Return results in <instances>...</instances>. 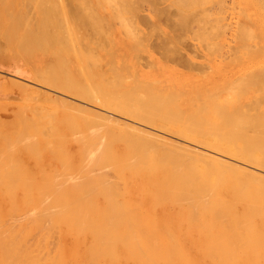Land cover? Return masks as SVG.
Masks as SVG:
<instances>
[{
    "label": "bare ground",
    "instance_id": "1",
    "mask_svg": "<svg viewBox=\"0 0 264 264\" xmlns=\"http://www.w3.org/2000/svg\"><path fill=\"white\" fill-rule=\"evenodd\" d=\"M2 1V0H1ZM3 1H5V0H3ZM3 1L0 3V4H3ZM32 1V0H31ZM34 2H35V0H33ZM40 0H37V2H39ZM44 1V0H43ZM43 1H42V3H43ZM54 1V0H53ZM96 1V0H95ZM99 2H100V5H103V3H108L107 1H111V0H107L106 2L105 1H100V0H98ZM97 1V2H98ZM112 1H115V0H112ZM120 0H118V2H119ZM124 1V0H123ZM128 1V0H127ZM131 1V4L130 3H128V4H130V6H128L129 8L130 7H132V4H133V2H132V0H130ZM134 1V0H133ZM150 1V0H149ZM156 1V3H157V0H155ZM161 2H164V1H162V0H160ZM173 1V0H172ZM177 1V0H176ZM180 1H182V0H180ZM179 1V2H180ZM187 2V1H189V0H184V2ZM193 1L194 0H192V3H193ZM200 1V0H199ZM199 1H196V2H198L199 3ZM203 1V0H202ZM209 1V0H208ZM232 1V0H231ZM248 1H250V0H248ZM253 1V0H252ZM256 1H258V0H256ZM261 0H259V2H260ZM262 1H264V0H262ZM261 1V2H262ZM29 2V1H28ZM34 2H32L33 3V6H34ZM36 2V3H37ZM45 2H50V0L49 1H47V0H45ZM44 2V3H45ZM56 2V1H55ZM76 2V5L78 4L77 3V1H75ZM82 2H84V0L82 1ZM81 2V5H79V7H78V5H77V8H79L78 10H80L81 11V6L83 5V4H85V7H86V3L84 2V3H82ZM89 2V1H88ZM87 2V3H88ZM98 2V3H99ZM135 2H137V1H135ZM151 2V1H150ZM150 2H149V4H150ZM154 1H152V3H153ZM158 2H159V0H158ZM186 2H185V6H187L188 7V5L189 6H191V4H188V5H186ZM207 2V1H206ZM237 2V1H236ZM258 2V3H259ZM260 2V3H261ZM5 3V2H4ZM13 3V2H12ZM19 3V2H18ZM21 3V2H20ZM32 3H30L29 5L31 6L32 5ZM48 3H45V4H48ZM62 3V2H61ZM67 3H68V1H67ZM70 3V2H69ZM92 3V2H91ZM96 3V2H95ZM98 3H96V4H98ZM116 3H117V1H116ZM139 3V1L137 2V4ZM176 3V5H177V3L178 2H175ZM188 3V2H187ZM189 3H191V2H189ZM198 3H196V5H199ZM249 3V2H248ZM257 3V2H256ZM257 3V4H258ZM23 4H24V2H23ZM26 4V3H25ZM24 4V5H25ZM51 4V3H50ZM50 4H48V5H46L45 6V8L46 7H48L49 9H51V11H53L52 10V8L54 9L55 7H52V8H50L49 7V5ZM53 4H54V2H53ZM53 4H52V6H53ZM60 4V3H59ZM63 4V3H62ZM90 4V3H89ZM88 4V5H89ZM96 4H94V5H96ZM113 3H111V4H109L110 6L112 5ZM114 4H115V2H114ZM117 4H121V3H117ZM127 4V5H128ZM136 4V5H137ZM148 4V5H149ZM180 4V3H179ZM195 4V2L192 4V5H194ZM251 4H253V2H251ZM262 4H263V2H262ZM261 4V6H263ZM6 5V4H5ZM12 4H8L7 6L8 7H10ZM14 5H15V3H14ZM14 5L12 6V7H14ZM20 5V4H19ZM24 5H23V7L22 8H24ZM29 5H26V6H29ZM37 5H39L40 6V8H41V5L40 4H38L37 3ZM36 5V6H37ZM55 5H57V7H58V4H56L55 3ZM64 5V4H63ZM70 5H72V6H75V8H74V10L76 9V5L74 4H70ZM122 5H124L123 3H122ZM126 5V4H125ZM139 5H140V3H139ZM153 5V4H152ZM152 5L150 4V6L152 7ZM155 5V4H154ZM221 5L222 4H220V7H221ZM223 5H224V3H223ZM234 5V4H233ZM232 5V6H233ZM237 5V4H236ZM235 5V6H236ZM256 5V4H255ZM2 6V5H1ZM35 6V7H36ZM38 6V7H39ZM44 5L42 4V7H43ZM67 6H69V5H67ZM71 6V7H72ZM90 6H93V3H92V5H90ZM99 6V5H98ZM97 6V7H98ZM109 6V7H110ZM121 6V5H120ZM138 6V5H137ZM149 6V7H150ZM169 6H170V4H169ZM183 6V5H182ZM184 6V7H185ZM217 6V5H216ZM227 6V5H226ZM254 6V5H253ZM258 6V9L257 10H259L260 11V13H257V16H258V19H257V22H264V12L262 11V9L261 8H263V7H261V6H259V5H257ZM257 6H254V9H255V7H257ZM5 7V6H4ZM7 7V8H8ZM12 7H10V8H8V9H10V10H12L11 8ZM21 7V6H20ZM33 8V7H31L33 10L34 9H36V8ZM56 7V8H57ZM66 7V6H65ZM70 7V8H71ZM96 7V6H95ZM107 7H108V4H107ZM113 7V6H112ZM112 7H110L109 9H111L110 11H112L113 9H115L114 7L112 8ZM155 7V6H154ZM153 7V8H154ZM172 7H173V5H172ZM219 7V6H218ZM217 7V8H218ZM219 7V8H220ZM223 7V6H222ZM231 7V6H230ZM234 7V6H233ZM237 7V10H238V7L239 6H236ZM6 8V7H5ZM22 8L20 9L21 11H19V12H22ZM30 8V9H31ZM44 8V7H43ZM43 8H41L42 10H41V12L44 10V11H46L45 9H43ZM59 8V7H58ZM64 8V7H63ZM69 8V7H68ZM84 8V7H83ZM88 8V7H87ZM93 8V7H92ZM103 8V7H102ZM116 8H117V6H116ZM118 8H121V7H118ZM125 8H126V6H125ZM125 8H124V10H125ZM134 8V9H133ZM135 8L137 9V7H135V4H134V7H132V9L130 8V13H132V11L131 10H134V11H136L135 10ZM140 8V6H138V9ZM152 8V9H153ZM159 8V7H158ZM229 8V7H228ZM4 9V8H3ZM16 9H17V7H16ZM25 9V8H24ZM24 9H23V11H24ZM89 9V8H88ZM95 9V8H94ZM104 10H105V8H103ZM123 9V8H122ZM151 9V8H150ZM180 9V8H179ZM206 10H207V8H205ZM209 9H210V7H209ZM212 7H211V11H212ZM222 9V8H221ZM236 9V8H235ZM239 9H240V7H239ZM10 10H8V13L7 14H9L10 15ZM13 10H14V8H13ZM39 11H40V9H38ZM58 10V9H57ZM56 10V13L55 12H52V15L55 13V14H58L57 12L59 11L60 12V10H61V8L57 11ZM63 10H65V9H62V11ZM67 10H69V9H67ZM73 10V12H75ZM77 10V11H78ZM83 10V9H82ZM85 10V9H84ZM90 10V9H89ZM88 10V11H89ZM116 10H118V9H116ZM116 10H114V11H116ZM127 10V9H126ZM126 10H125V13H126ZM141 10V9H140ZM148 10V9H147ZM159 10H161V9H159ZM164 11L166 10L165 8L163 9ZM163 10H161V11H163ZM186 10H188L187 8H186ZM193 10V9H192ZM225 10V9H224ZM234 10V9H233ZM241 10L242 9H240V12H241ZM253 10V9H252ZM7 11V10H6ZM28 11V10H27ZM30 11V10H29ZM51 11H50V13H51ZM55 11V10H54ZM61 11V12H62ZM72 11V10H71ZM70 10H69V13H71V14H69V13H67L68 11H64L63 13L66 15H72L73 13L71 12ZM87 11V9H86V11H85V14H86V12H88ZM103 11V10H102ZM123 11V10H122ZM122 11L120 12V13H122ZM128 11V12H129ZM134 11H133V14H135L134 13ZM156 11H157V9H156ZM163 11V12H164ZM202 11H204V12H202ZM201 12V14H203L204 15V13H205V10H204V8H203V10H202ZM226 11V10H225ZM246 11H248V10H246ZM18 12V14L20 15L21 13H19ZM37 12V11H36ZM47 12V11H46ZM60 12V13H61ZM83 12V11H82ZM91 12H96V10H92V11H89L88 12V14L89 13H91ZM103 12H106V11H103ZM119 12V11H118ZM118 12H113V14H114V17H115V15L116 14H118V15H120V16H122L123 15V13H122V15L120 14V13H118ZM139 12V11H138ZM154 12V11H153ZM166 12V11H165ZM179 12H180V10H179ZM178 12V13H179ZM190 12H194V13H190L192 16H191V18L193 19V21H194V19H195V21L196 20H198V19H196V18H193V14H196L197 13V10L195 11V9H194V11H190ZM200 12V11H199ZM208 12V11H207ZM234 12H236V10L234 11ZM244 12V11H243ZM243 12L241 13L242 15H244L243 14ZM258 12V11H257ZM0 13H1V11H0ZM6 13V12H5ZM23 13V12H22ZM24 13H26V12H24ZM23 13V14H24ZM32 13V12H31ZM40 13V12H39ZM43 13H45V12H43ZM48 14L47 13V15H49V16H52L51 14ZM58 14L59 16L60 15H63V13H61V14ZM77 13V12H76ZM80 13V12H79ZM78 13V14H79ZM152 13V12H151ZM156 13V12H155ZM155 13H152L153 15L155 14ZM167 13H168V15L170 14V12L167 10V12H166V15H167ZM185 13V12H184ZM213 13V12H212ZM223 13H225V12H223ZM237 13V12H236ZM13 14V13H12ZM17 14V15H18ZM23 14H21L22 16H23ZM30 14V13H29ZM77 14V15H78ZM85 14H83L82 15V17L85 15ZM91 14H93V13H91ZM112 14V15H113ZM132 14V15H133ZM137 14V13H136ZM135 14V16H137ZM138 14H140V13H138ZM183 14V13H182ZM199 13H197L196 15H198ZM201 14L199 15V17H201ZM208 14H210V11L208 12ZM218 14V13H217ZM238 14H239V12H238ZM21 15H20V17H21ZM26 15H28V13H26ZM25 14H24V16H26ZM33 15V13L31 14V16ZM38 15V14H37ZM37 15H35V16H37ZM41 15V14H40ZM40 15H39V17H40ZM45 15V14H44ZM74 15H75V13H74ZM74 15L73 16H71L70 18H72V17H74ZM77 15H75V16H77ZM80 15H81V13H80ZM97 16L99 15V14H96ZM111 15V16H112ZM118 15H116V18H117V16ZM160 15H162L161 13H160ZM159 14H157V16H160ZM165 15V13L163 14V16ZM168 15L166 16V17H168ZM189 15V14H188ZM202 15V16H203ZM206 15H207V13H205V15H204V17H202V18H205L206 19ZM14 16V15H13ZM13 16H12V19H13ZM28 16H30V15H28ZM28 16H27V18H28ZM35 16H34V18H35ZM42 16V15H41ZM163 16H161V17H163ZM177 16H178V14H177ZM184 16V15H183ZM182 15H181V17H183ZM187 16V15H186ZM210 16V15H209ZM244 16H246L247 17V15H246V13H245V15ZM248 16H250L251 17V14L248 12ZM0 17H1V14H0ZM39 17H36V18H39ZM53 17H57L56 15H54ZM53 17H51V19L53 18ZM63 17V16H62ZM65 17V16H64ZM64 17L62 18L63 19V22H61L60 24L61 25H63V23H64ZM80 17V16H79ZM82 17H80L81 18V22H82V20H84ZM84 17H86L87 18V15L86 16H84ZM94 17H95V15H94ZM93 17V15H92V18H94ZM100 17H104V14L102 15L101 14V16ZM107 17V16H106ZM105 17V18H106ZM113 17V16H112ZM119 17V16H118ZM123 17H124V15H123ZM127 17V16H126ZM133 17V16H132ZM138 17V16H137ZM147 17V16H146ZM145 17V18H146ZM160 17V18H161ZM195 17H197V16H195ZM211 17H212V15H211ZM245 17V18H246ZM3 18V17H2ZM2 18H0L1 20H2ZM15 18V17H14ZM26 18V19H27ZM35 18V19H36ZM42 19H45L44 21H46L47 20V18H48V16H47V18L46 17H41ZM66 18H68V17H65V19ZM70 18H68V19H70ZM75 18V17H74ZM80 18H78V16H77V19H80ZM91 19V20H93L90 16L88 17V19ZM97 18V21H98V18H99V16L98 17H96ZM109 18H110V16H109ZM120 18V17H119ZM134 18H136V17H134ZM174 18V17H173ZM172 18V19H173ZM175 18L177 19L178 17H176L175 16ZM185 19H186V21H187V19H188V21L186 22L187 24H185V20L182 18V20H183V22H181V23H179L178 21H177V23H178V27H182V29H183V26H187V25H189L188 23H192V21L191 20H189V18H190V15H189V18H186V17H184ZM207 18H209L208 16H207ZM213 18V17H212ZM215 18V17H214ZM217 19H218V17H216ZM215 18V19H216ZM222 20H225L226 18H227V16H221L220 17ZM254 18H255V16H254ZM10 19H11V17H10ZM18 19H19V16H18ZM23 18H21V24H22V22L24 21V20H22ZM25 19V18H24ZM41 19V20H42ZM49 19H50V17H49ZM48 19V20H49ZM77 19H75V20H77ZM89 19V20H90ZM102 19V18H101ZM101 19H99V22H101L100 20ZM126 19V18H125ZM130 19V18H129ZM158 19H159V17H158ZM181 19V18H180ZM215 19H213V20H215ZM216 19V20H217ZM221 19H220V21H221ZM247 19H248V17H247ZM6 20V19H5ZM37 20V19H36ZM39 20V19H38ZM40 20V21H41ZM104 20H106V19H102V21H104ZM110 20H111V18H110ZM116 20V19H115ZM114 20V21H115ZM121 20V19H120ZM131 20H133V19H131ZM136 20V19H135ZM147 21H148V19H146ZM145 20V21H146ZM150 20V19H149ZM175 20V19H174ZM199 20H200V18H199ZM198 20V21H199ZM202 20V19H201ZM210 20V19H209ZM213 20L211 19V21H212V24H215V25H217V21H216V23H213ZM3 21V20H2ZM8 21V20H7ZM15 21H17V20H15ZM28 22L30 21V20H27ZM43 21V22H44ZM50 21H52V23H53V21L54 20H50ZM56 21V20H55ZM54 21V23L56 24L57 22H58V20L55 22ZM62 21V20H61ZM68 21H70V20H68ZM68 21H67V19H66V22H67V24H68ZM96 21V22H97ZM107 21V20H106ZM119 21V20H118ZM122 21V20H121ZM124 21V20H123ZM139 21V20H138ZM159 21H161L162 22V20L161 19H159ZM189 21H191V22H189ZM202 21H204V19L202 20ZM248 21L250 22V20L248 19ZM256 21V20H255ZM9 22V21H8ZM33 23L35 22L34 20L32 21ZM32 22H30L31 23V25H30V27L32 26V25H34V24H32ZM49 22V21H48ZM48 22H44V23H42L40 26L38 25V30L37 29H35V30H37L38 32H33V30H27L26 29V27L24 28L26 31L24 32V34H21L22 35V37L20 38V36H19V39L16 37L17 35V33L19 32L18 31V29L16 30L17 32L15 33V35L16 36H14V35H12L13 34V28H14V30L16 29L15 28V24H13V27H12V29H11V27H10V31H7V26H5L6 28H4V25L5 24H1V21H0V32L2 33V35H9V37H7L6 39L4 38V39H0V45H2L1 44V40H4L5 41V44L7 45V50H11L12 49V56H13V54H15V52H17V54H18V50L20 49V48H18V50L16 49V50H14V47H21L23 50H24V52L26 53V55H27V57H30V56H33V52H34V47L35 48H37V49H35V50H38V51H36L37 52V55L39 54V51L41 52V54H42V51H48L49 50V48L51 47V48H53V43H52V40H53V33L51 32L52 30H54L53 29V24L51 25L50 24V26H51V28H50V26H49V24H48ZM65 22V23H66ZM71 22H72V20H71ZM76 22H80V20L78 21H76ZM75 22V23H76ZM86 22V21H85ZM89 22V21H88ZM91 22V21H90ZM93 22V21H92ZM95 22V21H94ZM93 22V23H94ZM96 22L94 23V24H96ZM126 22V21H125ZM127 22H128V20H127ZM134 22V21H133ZM140 22V21H139ZM172 22H174V21H172ZM209 22V21H208ZM207 22V23H208ZM238 22H241V21H239V19H238V21L236 22V20H235V24L237 23V24H239ZM4 23H6V22H4ZM18 23H20L19 21H18ZM18 23H16V24H18ZM25 23V22H24ZM51 23V22H50ZM59 23V22H58ZM75 23H74V25H75ZM199 23V22H198ZM203 22H201L200 21V25H204L205 23H206V20H205V23H203ZM224 23L225 22H223V25H224ZM230 23V22H229ZM229 23H225L229 28H230V25H233V22H232V24L230 23V25H228ZM251 23V24H250ZM249 24L250 25H252L253 23L252 22H250ZM8 24V23H7ZM37 24V23H36ZM40 24V23H39ZM66 24V25H67ZM79 24H81V23H79ZM82 24L84 25V21L82 22ZM100 24V23H99ZM98 23H97V25H99ZM180 24V25H179ZM182 24H183V26H182ZM185 24V25H184ZM11 25V24H10ZM10 25H8V27L10 26ZM15 25V26H14ZM27 25V24H26ZM57 25V24H56ZM59 25V24H58ZM65 25V24H64ZM73 25V26H74ZM77 25V24H76ZM91 25V24H90ZM102 25V24H101ZM198 25V24H197ZM200 25L198 26V27H200ZM208 25H209V23H208ZM211 25V24H210ZM209 25V26H210ZM215 25H211L212 27H211V29H210V27L209 26H207V29H209V31L210 32H213L214 33V31H216V29L214 30V29H212L213 28V26H215ZM260 25V24H259ZM263 25V24H262ZM21 26H24V24H22ZM21 26L19 27V30H21ZM107 26V25H106ZM186 26L184 27L185 29L184 30H186L187 28H186ZM190 26V25H189ZM218 26V25H217ZM217 26H215L214 28H217ZM220 26H221V24H220ZM234 26V25H233ZM236 26V28H238V29H240L239 31H240V33H239V31L237 30V32H235L234 34L235 35H237V33H239V34H241V36H242V38L240 39V40H242L241 42H239V44H237V46L235 45L234 47L233 46H228L229 48L228 49H230V47L233 49V51H232V53H231V51H229L228 53L230 54H228V53H226V55L227 56H233L234 58V60L236 59L237 61H239L240 60V62H241V58H240V54H242L241 52H243V49L244 48H246V49H244V50H247V45H248V43H246L245 42V40H244V38L246 39V40H251L252 39V37H254V36H252L253 35V33H254V30H252V31H249L250 30V28H249V26L246 24V23H242L241 22V25L239 24V25H235ZM254 26H255V24H254ZM256 26H258L257 24H256ZM264 26V25H263ZM29 27V26H28ZM27 27V28H28ZM29 27V28H30ZM71 27H72V25H71ZM70 27V28H71ZM77 27H79L78 25H77ZM76 27V28H77ZM83 27V26H82ZM93 27V26H92ZM94 27H96V26H94ZM93 27V28H94ZM180 27V28H181ZM192 27H193V24H192ZM202 27V26H201ZM17 28H18V25H17ZM36 28V27H35ZM73 29H74V27H72ZM75 28V29H76ZM80 28V27H79ZM91 28V27H90ZM92 28V31L95 33V34H97L96 32H97V30H95V29H93ZM97 28H101L102 29V26L100 27V25H99V27L97 26L96 27V29ZM219 28V27H218ZM228 28V29H229ZM256 28V27H255ZM263 28V27H262ZM261 28V26H259V28H258V30L260 29V32H262L261 34L260 33H258V34H260V37L258 36V34H257V36L255 37V38H258L257 39V41H256V46H255V48L258 50V52H261L262 51V48L264 49V33H263V29ZM33 29V28H32ZM52 29V30H51ZM56 29H58L57 31H60L59 29H61L60 27H58L57 28V26H56ZM62 29H63V27H62ZM66 29V28H65ZM100 29V30H101ZM188 29H189V27H188ZM188 29H187V31L186 32H188ZM200 29V28H199ZM204 32H206L205 31V26H204ZM203 29H201L200 31H199V37L201 38V36L202 35H205V34H207V33H204V32H202L203 31ZM206 29V30H207ZM221 31H224V29L222 30L221 29V27L219 28ZM218 29V30H219ZM226 29L227 28H225V31H226ZM67 30V29H66ZM78 30V29H77ZM76 30V31H77ZM95 30V31H94ZM99 29H98V35H100L99 34V31H100ZM103 31H104V29H102ZM101 30V31H102ZM214 30V31H213ZM219 30V31H220ZM230 30V29H229ZM232 30V29H231ZM23 31V30H22ZM69 31V30H68ZM73 30H71V31H69V32H72ZM75 31V32H76ZM83 31H84V29H83ZM82 31V32H83ZM100 31V32H101ZM102 31V32H103ZM190 31H192V28H190ZM189 31V32H190ZM242 31V32H241ZM247 31H249V32H247ZM54 32V31H53ZM55 32H56V30H55ZM61 32V31H60ZM66 32V31H65ZM85 32H86V29H85ZM84 32V33H85ZM104 32H106V31H104ZM197 32V31H196ZM200 32H202V34H201V36H200ZM1 33H0V35H1ZM21 33H23V32H21ZM68 33V32H67ZM76 33H78V32H76ZM88 33V32H87ZM204 33V34H203ZM213 33H210L211 35L213 34ZM223 33V32H222ZM233 33V32H232ZM248 33H251V34H249L248 35ZM55 34V33H54ZM57 34H58V32H57ZM60 34V33H59ZM58 34V35H59ZM62 34H63V32H62ZM61 34V35H62ZM108 34V33H107ZM208 34H209V32H208ZM215 34H217V32L215 33ZM226 34V33H225ZM234 34H231L232 36L234 35ZM20 35V34H19ZM58 35L56 36L55 35V38H58ZM59 35L60 37H62L61 39H62V44H63V36L65 35L66 36V34H64V35ZM67 35H69V33L67 34ZM73 35V34H72ZM75 35V34H74ZM89 36H90V34H88ZM104 35H105V33H104ZM214 35V34H213ZM234 35V36H235ZM243 35H246V36H244L243 37ZM3 36V37H4ZM64 36V37H65ZM83 36V35H82ZM87 36V35H86ZM95 36V35H94ZM206 36H208V35H206ZM218 36H220V34L219 35H217V37ZM233 36V37H234ZM240 36V35H239ZM240 36V37H241ZM250 37V38H246V37ZM68 37V36H67ZM69 37H71V35L69 36ZM74 37V36H73ZM73 37H71V39H74ZM78 37V36H77ZM77 37L75 38L76 40H77ZM237 36H235V38H236ZM80 38V37H79ZM85 38V37H84ZM83 38V39H84ZM90 38H91V36H90ZM211 38H213V36L211 37ZM215 38V37H214ZM213 38V39H214ZM59 40H60V38H58ZM66 39L67 38H64V40L66 41ZM87 39V38H86ZM99 39H100V37H99ZM203 39H205V38H203ZM207 39V38H206ZM234 39V38H233ZM232 39V40H233ZM238 39H239V37H238ZM90 40H93V38L92 39H90ZM231 40V39H230ZM253 40V39H252ZM53 41H55L57 44H56V46L54 45V48H56L57 47V45L59 44L58 42H57V40H53ZM68 41H70V40H68ZM68 41H66L67 43H65L64 42V46H63V48H66L67 46V44L69 43ZM82 41V40H81ZM235 41V40H234ZM61 42V41H60ZM72 42H74L73 40H72ZM79 42V41H78ZM96 42H97V40H96ZM99 42V41H98ZM103 42V41H102ZM233 42V41H232ZM245 42V43H244ZM250 42H252V41H250ZM3 43V42H2ZM71 43V42H70ZM83 43V42H82ZM211 43V42H210ZM217 43H218V41H217ZM254 43H255V41H254ZM79 44H80V42H79ZM94 44H95V42H94ZM98 44V43H97ZM101 44V43H100ZM99 44V45H100ZM103 44V43H102ZM105 44V43H104ZM103 44V45H104ZM212 44V43H211ZM215 43H213V45H214ZM246 44V45H245ZM69 45V44H68ZM77 44L75 43V46H76ZM86 45H87V47H88V43H86ZM90 45V44H89ZM98 45V46H99ZM213 45H211V46H213ZM59 47L61 46V45H58ZM78 46V45H77ZM77 46H76V48H77ZM97 46V45H96ZM209 46H210V44H209ZM216 46V45H215ZM214 46V47H215ZM217 46H218V44H217ZM248 46H251V43L248 45ZM253 46H254V44H253ZM32 47V48H31ZM71 48H73V46L71 45L70 46ZM85 46H83L82 45V48H84ZM92 47V46H91ZM102 47V46H101ZM104 47V46H103ZM30 48H31V50H32V54H31V52H29V50H30ZM51 48H50V50H51ZM62 47H60V48H57L58 49V51H59V49H61ZM75 48V50H77ZM82 48H80L79 49V51L82 49ZM88 48H90V47H88ZM93 48V47H92ZM91 48V49H92ZM106 48V47H105ZM104 48V49H105ZM208 48V47H207ZM217 48V47H216ZM219 48V47H218ZM217 48V49H218ZM21 49V50H22ZM67 49V52H68V49L69 48H66ZM90 49V50H91ZM209 50H210V48H208ZM207 49V50H208ZM250 49H253V47H250ZM3 50H4V46H3ZM21 50H20V52H21ZM30 50V51H31ZM53 50H55L56 52H55V54L54 53H52V52H49L50 54H54L55 56V60H57L58 62H60V64H58L57 63V61L55 62V61H53L54 62V64L56 63V65L58 64V65H60V67H61V59L62 58H64V57H62L61 58V56H64V54H62V53H66V51H63L61 54V56H59V52H58V54H57V56H56V53H57V50L56 49H53ZM70 50V49H69ZM84 50V49H83ZM82 50V54H84L83 52H85V50H86V48H85V50L83 51ZM88 51H89V49H87ZM92 50H95V48H93ZM212 50V49H211ZM210 50V51H211ZM213 50H215L216 51V49L215 48H213ZM212 50V51H213ZM248 50H249V48H248ZM254 50V49H253ZM257 50H256V52L255 51H252V52H255V55H256V53H257ZM5 51V50H4ZM3 51V52H4ZM62 50H60V52H61ZM72 51L74 52V49H72ZM78 51V50H77ZM77 51H75L74 53H75V55H73L72 53L73 52H71V54L73 55V59L72 58H70L71 60H73L74 61V63L73 62H71V63H73V65H72V67H74V68H78L79 69V67H80V69L82 68L80 65V63H84L83 62V60H81L82 59V54L80 55V53H78ZM251 51H248V52H250L251 53ZM6 52V51H5ZM11 52V51H10ZM9 52V53H10ZM19 52V53H20ZM23 52V53H24ZM78 54H77V53ZM87 52V51H86ZM107 52V51H106ZM263 52V51H262ZM261 52V53H262ZM8 53V52H7ZM30 53V54H29ZM87 53H89V52H87ZM90 53H91V51H90ZM89 53V54H90ZM93 53V52H92ZM244 53V52H243ZM261 53H260V55H261ZM264 53V52H263ZM44 54H46V53H44ZM49 54V55H50ZM88 54V55H89ZM232 54H234V55H232ZM245 54V58L247 57V54L246 53H244ZM252 54V53H251ZM251 54H249L248 53V56H254L255 57V55H251ZM259 54V53H258ZM257 54V55H258ZM21 55V54H20ZM19 55V56H20ZM47 55V54H46ZM66 55H68V53L66 54ZM80 55V56H79ZM86 55V54H85ZM91 55V54H90ZM260 55H258V56H260ZM87 56V55H86ZM92 56H94V54H92L91 55V59L93 58ZM223 56V55H222ZM226 56V57H227ZM22 57H24L23 55H22ZM60 57V60L59 59H56V58H59ZM67 57H70V56H67ZM79 57H81V59L79 58ZM89 57L90 56H88L86 59H84V61H86V64H87V62H88V59H89ZM94 57H96V56H94ZM240 59H239V58ZM257 57V56H256ZM33 58V57H32ZM51 58V57H50ZM49 58V59H50ZM83 58H85V57H83ZM112 58V57H111ZM232 59V57H229V59ZM262 58H263V56H262ZM26 59H28L29 60V58H26ZM26 59H23L22 58V60H24V62L26 61ZM45 60H46V58H44ZM49 59H47V60H49ZM65 59V58H64ZM63 59V60H64ZM69 58H67V59H65V60H70ZM96 59H98V58H96ZM230 59V60H231ZM250 60H252V57H250L249 58ZM50 60H52V59H50ZM49 60V61H50ZM70 60V61H71ZM93 60H95V58L93 59ZM99 60V59H98ZM228 60V59H227ZM254 60H256V59H254ZM259 60V59H258ZM34 61V60H33ZM70 61H69V64H67V66H66V69L65 70H67V67H71V65H70ZM80 61H82V62H80ZM90 61V60H89ZM92 61V60H91ZM97 63H98V61L97 60H95ZM94 61V62H95ZM101 61V60H100ZM236 61V62H237ZM50 62H52V61H50ZM52 62V63H53ZM229 62H231V61H229ZM47 63V61L46 62H44V64H42V65H40V66H37L36 65V67H35V69H31V73H30V76H31V79L28 81V80H26V81H28V83L26 82L25 84H24V82L22 81V80H19V79H17V78H15V80H16V82H15V80H14V78L13 77H11V81L13 82V80H14V82L15 83H12V84H16L17 83V81L19 80V81H21L20 82V86L22 85L23 87H26V88H28L29 90V93H31V94H33V95H37L36 97H38L39 96V98L41 97V100H42V97H44L43 98V100L45 101L46 100V98L48 99V98H51V101H52V99L53 100H55V101H59L60 103H63V104H65V105H68V106H70V107H73L74 108V110L73 109H71V110H73V111H76V110H78V112L80 111V112H82V113H84L85 115H89V119H90V121H91V119L93 120L92 122H93V124L95 123V120H94V118L93 117H95V119H96V121H97V124L96 125H100V126H102L103 124H102V122H107L106 124H110V126L111 127H113V128H110L109 126H108V128L111 130V132H114V127L115 128H117L118 129V134H117V136H116V134H115V132H116V130H115V132H114V136L111 134V132H110V130L109 129H106V132H107V136L108 135H112V141L113 140H115V141H113V143H111V140H110V138L108 139V141L110 140V142L108 143L107 141H106V134H101V133H99V132H102V133H104L105 131H103V130H105V128L104 129H100L101 131H99V127L97 126V128H98V134L96 135L95 133H92V132H94V131H90V132H88V133H83V131H82V129L84 128V127H88L89 125H87V126H85V124H84V126H80V129H79V122H81V120L79 121V119H78V123L76 122V121H74L75 120V118L76 117H78L79 116V114L84 118H82L84 121L83 122H87L89 119H86V117H88V116H86L85 117V115L84 114H82V113H77V111H76V113H77V115L78 116H76L75 118H73V116L72 115H70V116H72V123L73 124H75L74 122H76L77 124H78V126H76V124H75V126L74 127H71V129H73L74 131L73 132H75V130H76V128L78 127V129L79 130H77V133H78V131H79V138H80V140H79V142L82 140V141H84L85 139H83V138H86L87 136L89 137V136H91L90 138L92 139H90L89 140V138L87 137V142H86V140H85V142H84V144H85V146H83L82 147V145H84L83 144V142H81L82 143V145H80V143H79V145L81 146V149L82 148H84V150H87V146H88V148L89 147H91L94 143H98V145L97 144H94L93 146H95V145H97V146H95L94 148L92 147V149H93V151H91V148L89 149V150H87V152H88V154H87V152H86V160H88V162L87 161H85L86 162V164H88V165H85V164H83L82 162L80 163V164H83V166L81 165V166H79V167H83L84 169L85 168H87V169H85L86 171L85 172H87V178L86 179H88V180H86L85 178H84V176H86L85 175V172H83L82 173V168H78V165H79V163L77 164V171H75V170H73V168H72V170L73 171H75V173L77 174V173H79L78 171H79V169H81V172L79 173V174H81L80 176H78V174H77V176L75 175V174H73V175H75V176H73V179L71 180L72 182L74 181L75 183V185L74 184H72V182H71V185L69 184V183H67V184H69L70 185V187H68L67 186V188H69L70 189V191H73L74 192V190L76 189V188H74V189H72L71 190V187L74 185V186H76L77 187V182H79L81 179H83V181L82 182H86V183H88V181L90 182V183H92V184H90V183H88V185L89 186H87L85 183V185L87 186H85L84 184H82L81 183V181L79 182V184L78 185H84V186H78V188L79 189H81L80 190V192H77V191H79V189L77 188L76 190L77 191H75V193H73L74 195L72 196V194L69 192V194H68V196L69 197H74V198H72V200H69V199H67V197H65V198H63V196H60L65 190H66V186H65V184L64 183H62V181L63 182H67V181H64L66 178H65V176H67V180H68V176H69V174H71L72 172L69 170V171H66L67 169H71L70 167H72V166H70L69 167V165L71 164V165H73L72 163H69V160H68V158H69V156H66V158L65 159H63V160H65L66 161V159H67V161H68V163H67V161L65 162L64 161V163H67V169H66V167L64 168V163L63 164H61V166H63V168H61V169H57V167H55L54 166V168L52 167V169L53 170H57V171H51V172H49L50 171V169H49V173H50V179H51V177L53 176V178L52 179H54V177H57V176H59L58 174H56L57 172L59 173V172H63V169H65L64 170V175L62 174V173H59L61 176H59V177H57V179L56 180H58L59 179V181H60V178H62V177H64V180H62L61 182H59L61 185H64L65 187H63V186H61V185H59V183H56L57 184V186H55L56 184H54L55 182H58V181H54V186L55 187H57L56 189H55V187H54V191H55V193H56V191H57V189L59 188L60 189V187H62V189H65V190H62L61 191V194L59 195V194H57V196H54L53 195V191H52V196H49V192L48 191H46V192H48V198L47 197H44V198H42L43 199V201H46V199L47 200H49V202H47V203H49L48 204V206L46 207L47 209H45L44 207L46 206L45 204H43V203H45V202H41L40 204H39V202H37L36 200H34L33 201V203H32V207L34 208V206H36V208H39V206L41 205V204H43L44 205V207L41 209L43 212H50V210L53 212V211H57V210H60V215H57V213L55 212H53L52 214L53 215H51L52 217H55L54 219L50 216H47V214H45L46 215V217H49L50 219H45V217H44V219L49 223L50 221L49 220H51V218L53 219V221L51 222V224H49L51 227H52V224L54 223L55 224V226H58V229H59V227H60V230L58 231V229H57V232H58V242H57V244H56V248H57V254L55 253H53L54 251H52V253H53V255H57L58 256V259L60 260V261H62L63 263H65L66 262V264H67V262H71V264H264V145L262 144L263 142H261L260 141V139L262 140V138L260 137V135H264V131L262 132V130L260 131V129L261 128H259L256 132H260V133H262V134H260L259 135V138H258V134L256 135V137H255V139L254 140H250V141H247L246 140V146L244 147L243 146V144L242 145H240V144H238L237 142H235V141H238L241 137H243L244 135V133H245V135H246V137L247 138H245V136H244V138H242V140L241 141H243V139H249L248 138V136H247V133H248V131H250V129L249 128H251V129H253L252 127H254L255 128V130L259 127L258 125L261 123V122H263L264 121V114H263V116L261 117V118H263V119H261L259 116L258 117H253V114H254V112L252 113V116H251V112L250 113H248V112H246V111H244V110H241V111H244V113L246 114V116H244V115H242V114H240L239 115V113L237 114V115H234V114H236V113H233L232 115H234L233 116V118H232V121H230V124H231V122H232V124H233V121H234V125L235 124H237V125H235V126H237V128H238V124H241V123H246L247 125H248V129H246L245 127H247V125L246 124H242V125H240L239 127H240V129L243 127V126H245V127H243V128H245V130L242 128V130H244V133L242 134V135H240V137L238 138L237 136V138H235V139H237V140H234V138L233 137H228V143H227V145H229L230 147L231 146H235V147H232V148H230V147H227V145H226V143L224 144V142H225V138H224V140H223V147L224 148H222L221 146V143L219 144L218 142L219 141H221L222 142V139H223V136L225 135L224 134V132H221L223 135H222V138H221V136H217L216 137V134H218V133H213L212 131H210L209 129H211V128H209V126L212 124V123H208V121H205L206 119H204L203 118V116L200 114V112H199V110L201 109V112L205 115V112H207L206 110H204L203 111V109H205L206 107V105L208 106V108H209V104H211V103H213V105H212V108L215 106V104L216 105H222V104H224L225 103V105H226V103L227 102H224L223 103V101H228V97L226 98V97H223V96H225L224 94H222V92H224V90L226 91V86L228 85V83L230 84L231 82H227V84L226 85H223V88H225V89H222L220 92H221V94H219L220 92L218 91V95L220 96H216V97H218V99L219 98H221V96H222V98L224 99V98H226L225 100H223V101H221L222 102V104L218 101V99H217V101H216V103H215V101H211V98H213L214 99V97L212 96L213 95V91L215 90L214 89V87H213V85H210V86H212L213 87V89L214 90H212V89H208V92H209V90L211 91L212 90V93H206L207 95L208 94H212L208 99H209V104H207V100H206V102H204L205 100H203V102L205 103H203L202 101H200L199 102V100L198 99H200L197 95L198 94H196V93H198L197 91H196V93H195V95L198 97V99H197V97H196V99H197V101L199 102V104L202 102L203 104H201V106H199V104H198V106H199V110H198V106L197 105H195V103H194V100H193V98H191V96H190V98L193 100V104L195 105V106H197V107H193L194 109H195V111L191 108V106H190V111H194V112H198L201 116H198V115H196V116H194L196 113H194L193 114V112L192 113H190V115H187V116H191V114H193L192 115V118H193V116L194 117H196V118H199V120H200V122H199V120L198 119H194V120H196L197 122H199L198 123V125H200L202 122H206V123H208V125L209 126H207V124H206V126H205V129H206V127L208 128V132H212L211 133V135H213V136H211L210 134V136L208 135V133L206 132L207 130H205V134L207 133V135L205 136V137H207L208 136V138L209 139H207V140H204V137H201V139L202 140H204V141H202V142H200L199 141V139L197 140L196 139V137H195V134H196V132H195V130H193L194 132H195V134L193 135L192 133H194L193 131H192V129L191 128H193L192 126L195 124V123H197V122H194V123H192V124H190L189 122H193L194 120L191 118V121H189L190 120V118L189 119H187V117H185L186 118V121H181L180 120V118L182 119V115H180L179 113L180 112H185V110L183 109V111H178V110H180V109H178L179 107V105L178 104H175V101H176V99L178 98L176 95H177V92L175 93V96L177 97H175L174 96V93H173V95H171V97L175 100V101H171L172 99H170L169 100V98H167V97H170V95H169V93H168V95L166 94L165 96H163L164 97V99H163V101L164 100H166V98H167V100L166 101H164L165 103H163L165 106H163V105H161V102L160 101H162V99H161V97H160V99H159V97H157V99L159 100V105H161L160 107L161 108H165V107H169V106H166V104H169L170 103V101L171 102H174V104H175V107H178V108H174V107H171V105H170V109L168 108L167 110H171V113L169 112V111H165V112H163L164 110H162L161 108L159 109V105L157 104V102L158 101H156V97H154V96H151L152 97V99H147V101H146V105H144L145 107L144 108H142V107H140V106H138V105H136V104H134V102L136 103L137 102V98H134V99H132L134 96L133 95H136V94H133L134 93V91H133V93L131 92V91H129V93H128V91H127V93L123 90V91H120L117 87H119V86H122V85H120V84H112L113 86H111V84H110V86L111 87H114V85H115V87H116V85H119V86H117L116 88L118 89V91H120L121 93L122 92H125L126 93V96H127V94H130V92L132 93V95L131 96H133L132 98L130 97V96H128V97H130V98H127L126 99V96H125V98L124 99H126V100H128L127 102H129V100L130 99H132L131 100V104H132V101H133V104L131 105L130 104V102H129V105H127V102H126V105L129 107H132L133 105L134 106H137V107H132L133 109H135V108H138V109H147L148 108V104H149V108L147 109L148 111H146V112H144V111H134V110H130V109H126V107L127 106H125V108H124V106L123 105H125V104H123L122 106H121V104L122 103H118L119 101L121 102L122 101V98L124 97V95L122 96L121 94V96H122V98H120V96H119V100L118 101H116L117 100V98L115 99V104H111V101H113L112 99H111V101H110V104H108V102H107V104L104 102V100H103V97H101L100 96V94H99V96H97V99H95V98H93L94 96H93V94H94V92H92L93 90L92 89H90L91 90V92L93 93H91L90 92V90L88 89V86L87 85H84L83 86V88H85V86H87L86 87V89L85 90H83V88L80 86L81 84H84V83H81V84H77L78 83V80H76L77 79V77H76V75H75V77H76V81L77 82H74L75 80H73L72 78H74L73 76H71L72 78H70V74H68L69 73V68H68V72H63V74L64 73H66V74H68V76L66 75V74H64V75H66L67 77H65V78H67V80L68 79H70V80H72V81H70V80H68V81H66V79H65V82H64V78H62L63 77V75H62V77H61V75H59V76H57L58 77V79L60 80L61 78L63 79V81H62V79H61V81H60V84H59V82H58V84H54V79H56L57 80V77L54 75V73H53V75L54 76H52L51 74V76L52 77H55V78H52V77H50L49 76V74H48V72H47V70H45V67H46V64ZM62 63H64V66L66 65V63H65V61L64 62H62ZM91 63V62H90ZM92 63H93V61H92ZM112 63V62H111ZM243 63V62H242ZM26 65H27V67H28V64H27V62L25 63ZM48 64V63H47ZM100 64V63H99ZM237 64H238V62H237ZM92 65V64H91ZM97 65V64H96ZM204 67L203 65H206V64H199L198 66H197V68H199V67ZM253 65V64H252ZM262 65V64H261ZM263 65H264V62H263ZM263 65H262V68H263V70H264V67H263ZM50 68H51V65L49 64L48 65ZM47 66V67H48ZM53 66H55V65H53L52 64V68H53ZM63 66V67H64ZM84 66V65H83ZM86 66V65H85ZM87 66H88V64H87ZM93 66V65H92ZM99 66V65H98ZM101 66V65H100ZM99 66V67H100ZM191 68H193L191 65H189ZM256 66V65H255ZM27 67H25V68H27ZM56 67V69L54 68L53 69V71H56L57 70V68H58V66H55ZM94 67V66H93ZM189 67V68H190ZM202 67L200 68V69H202ZM227 67H228V69L226 70V71H223V72H221L219 75H218V79H219V81H222V80H224V79H228V78H232V76L234 77V76H236V77H240V75L241 74H238V70H236V68H234V67H231V65H227ZM258 67V66H257ZM260 67V66H259ZM257 68V69H261V68ZM29 69H30V67H28ZM34 68V67H33ZM52 68H51V71H52ZM74 68L73 69H70L71 71L72 70H74ZM88 67H86V69H87ZM210 67L209 66H205L204 67V69H209ZM22 69H24V67L22 68ZM47 69V68H46ZM62 69V71H63V68H61ZM60 69V70H61ZM78 69H77V71H78ZM86 69H84V67L81 69V70H83V71H81L82 72V76H83V72L84 71H87L86 72V74L88 73V70H86ZM91 69V68H90ZM199 69V70H200ZM203 69V71L204 72H206V70H204ZM253 69L254 70H256L255 68H253L252 67V71H253ZM27 70V69H26ZM105 70V69H104ZM263 70H262V72H260L259 70V72H257V70L255 71L256 73H261V74H264V72H263ZM61 71V72H62ZM90 71V70H89ZM198 71V70H197ZM252 71H250V73H252ZM57 72H58V70L56 71V74H57ZM60 72V73H61ZM80 72V73H81ZM97 72V71H96ZM244 72H245V70H244ZM243 72V73H244ZM0 73H1V71H0ZM50 73V72H49ZM59 72H58V74H60ZM71 73V72H70ZM93 75H95L96 73L94 72V70H93ZM91 73V74H92ZM95 73V74H94ZM103 73H105V71L103 72ZM243 73H242V75H243ZM247 73H249V72H247ZM249 73V74H250ZM116 74V73H115ZM114 74V75H115ZM260 74V75H261ZM2 75V74H1ZM72 75V74H71ZM79 75V74H78ZM80 75V76H81ZM88 75L89 74H87V76L85 77V78H87L88 77ZM101 75V74H100ZM117 75V74H116ZM115 75V76H116ZM242 75H241V77H242ZM246 75H248V74H245V76ZM251 75V74H250ZM255 75V74H254ZM259 75V76H260ZM15 76V75H14ZM92 75H90L89 77H91ZM96 76V75H95ZM103 76V75H102ZM121 76V75H120ZM123 76V75H122ZM256 76V75H255ZM17 77V76H16ZM19 77V76H18ZM100 77V76H99ZM118 77V76H117ZM258 77V76H257ZM263 76L261 75V77H258L259 79L260 78H262ZM9 78V77H8ZM30 78V77H29ZM85 78H83V80L85 79ZM94 78L96 79V77H93V82L95 81L94 80ZM106 79H108V77H105ZM112 78V76H110V79ZM116 78V77H115ZM122 78V77H121ZM123 78H124V76H123ZM132 78V77H131ZM235 78V77H234ZM233 78V79H234ZM243 78H245V77H243ZM242 78V79H243ZM250 79L251 81H252V78H251V76H249V77H247V79ZM253 78H254V76H253ZM13 79V80H12ZM53 79V80H52ZM97 79L99 80L100 78H98V75H97ZM101 79H104V78H101ZM105 79V80H106ZM126 79V78H125ZM239 79V78H238ZM238 79L236 80V82L238 81ZM246 79V78H245ZM255 79H257L256 77L253 79V81L255 80ZM258 79V80H259ZM23 80H24V77H23ZM55 80V81H56ZM59 80H57V81H59ZM87 80H88V78H87ZM90 80V79H89ZM109 80V79H108ZM121 80V79H120ZM124 80V79H123ZM122 80V81H123ZM231 80V79H230ZM229 80V81H230ZM240 80H241V78H240ZM257 80V81H258ZM264 79H260V81H258L257 83H259V82H262ZM19 81H18V83H19ZM97 81V80H96ZM104 81V80H103ZM101 82V80H100V82L102 83V85L103 84H105L104 82ZM111 81H113V78H112V80ZM111 81H110V83H111ZM115 81V80H114ZM118 81V80H117ZM128 81V80H127ZM246 81V80H245ZM245 81H243L242 80V83H241V81H239L241 84H240V86L241 87H244L245 86V84L248 82V84H250L249 82V80L246 82V83H243V82H245ZM253 81L251 82V83H253ZM91 82V81H90ZM90 82H88L87 81V84H89ZM107 82V81H106ZM143 82V81H142ZM155 82H157V81H155ZM159 82V81H158ZM208 83L209 82H213V81H207ZM225 82V83H226ZM232 82H234V80L232 81ZM264 82V81H263ZM55 83H57V82H55ZM95 83H99V81H97V82H95ZM113 83V82H112ZM115 83V82H114ZM119 83V82H118ZM121 84H122V82H120ZM221 83H224V82H221ZM224 83V84H225ZM235 83V82H234ZM256 83V82H255ZM255 83L253 84V85H255ZM29 86H28V85ZM93 85H96V84H94V83H92ZM92 84L91 85H89L90 87L92 86ZM219 84V83H218ZM238 84V83H237ZM236 84V87H238L239 85H237ZM244 84V85H243ZM247 84V85H248ZM261 85H262V83H260ZM9 85V84H8ZM17 85V84H16ZM106 85H108L107 83H106ZM145 85V84H144ZM232 85H234L233 83H232ZM232 85H230V86H232ZM259 85V84H258ZM11 86H13V85H11ZM10 86V87H11ZM103 86H105V85H103ZM127 86V85H126ZM125 86V87H126ZM137 86V85H136ZM139 86H140V84H139ZM147 86H149V83H148V85ZM181 86V85H180ZM186 86V85H185ZM194 86H196V84L194 85ZM218 86H220V85H217V87ZM225 86V87H224ZM229 86V85H228ZM257 86V85H256ZM256 86H253V88L254 87H256ZM7 87V86H6ZM17 87V86H16ZM23 87H20V90H19V88H18V90L19 91H24L25 89H22ZM92 87H94V86H92ZM98 87H99V85H98ZM129 87V86H128ZM134 87V86H133ZM132 87V88H133ZM177 87H179V86H177ZM191 87H192V85H191ZM199 87H201V86H199ZM199 87H198V89H199ZM215 87L217 90H218V88H222V86H220V87ZM12 88V87H11ZM100 88H102L101 87V84H100ZM106 88V87H105ZM105 88H102V89H105ZM122 88V87H121ZM130 88V87H129ZM132 88L130 89V90H132ZM137 88V87H136ZM140 88V87H139ZM139 88H137V89H139ZM141 88H146L145 86L143 87H141ZM140 88V89H141ZM185 88V87H184ZM204 88V87H203ZM232 88V87H231ZM247 88V87H246ZM246 88L245 89H242V90H246ZM261 88V87H260ZM22 89V90H21ZM31 89V90H30ZM94 89V88H93ZM97 88H95V90H96ZM99 89V88H98ZM98 89H97V91H98ZM101 89V90H102ZM128 89V88H127ZM126 89V90H127ZM134 89V88H133ZM149 89V88H148ZM148 89H145L146 91H148ZM187 88H185V90H186ZM194 89H196V90H198L197 88H194ZM194 89H192V90H194ZM205 89V88H204ZM202 90V88L200 89V90H202V91H205V90ZM228 90L226 91L227 92V94H228V91H230L229 90V87L227 88ZM232 89H235V87L233 86V88ZM237 89V88H236ZM248 89V88H247ZM259 89V88H258ZM262 89H263V87H262ZM262 89L260 90V91H262ZM9 90V89H8ZM11 90H13V89H11ZM94 90V91H95ZM100 90V91H101ZM151 90H152V88H150V92H151ZM153 90H154V88H153ZM199 90V93L200 92H202V91H200ZM239 90V92H241L240 91V89H238ZM238 90H236V92H235V90H231V93L233 94V91H234V94L235 93H237V91ZM254 90V89H253ZM88 91L90 92L89 94H90V97H89V95H88ZM97 91H95V92H97ZM106 91H108V90H106ZM110 91V90H109ZM139 91V90H138ZM142 91H144V90H142ZM141 91V92H142ZM190 91V90H189ZM207 91V90H206ZM255 91V90H254ZM259 91V92H260ZM11 92V91H10ZM86 92V93H85ZM102 93L101 94H103L104 95V91H101ZM119 92V93H120ZM194 92V91H193ZM215 92H217L216 90H215ZM225 92V93H226ZM238 92V93H239ZM243 92V91H242ZM241 92V93H242ZM245 92V91H244ZM246 92H248V91H246ZM246 92H245V94H246ZM257 92V91H256ZM255 92V93H256ZM16 93H18V91L16 92ZM20 93V92H19ZM18 93V94H19ZM24 93H26V95L25 96H27L28 97V95H30L31 96V94H28L27 95V93L28 92H26V90H25V92H23V94ZM99 92H97V94H98ZM107 93V92H106ZM119 93H117L116 92V94H119ZM138 93V92H137ZM145 93V92H144ZM190 93H192V91H190ZM203 93V92H202ZM201 93V94H202ZM241 93H239V95H235L237 98H238V96H240L241 95ZM262 93H263V91H262ZM14 94V93H13ZM17 94V95H18ZM88 96H87V95ZM92 94V95H91ZM96 93L94 94L95 95V97H96V95H97ZM111 94H114L113 93V90H112V92H111ZM152 94V93H151ZM154 94V93H153ZM160 94V93H159ZM205 94V93H204ZM206 94L204 95V96H206ZM215 94V93H214ZM227 94H226V96H227ZM234 94H233V96H234ZM243 95H244V93H242ZM253 94V93H252ZM257 94V93H256ZM20 95H21V93H20ZM108 95H109V93H108ZM141 95H142V93H141ZM146 95V94H145ZM156 95H158V94H156ZM194 95V94H193ZM200 95V94H199ZM216 95V94H215ZM229 95V94H228ZM262 95V97H264V95L263 94H261ZM260 95V96H261ZM93 96V97H92ZM105 96V95H104ZM111 96V95H110ZM109 96V98H112V97H110ZM114 96H115V94H114ZM114 96H113V98H114ZM139 96V98H140V100H141V97H140V94L138 93L137 94V96H135V97H138ZM142 96H144V95H142ZM146 96H148V95H146ZM150 96V95H149ZM148 96V97H149ZM161 96V95H160ZM204 96H200L201 98L203 97V99H205L204 98ZM209 96V95H208ZM233 96H231V94L229 95V99H231V97H232V99L234 100H236V98H235V96H234V98H233ZM253 97H255V99L254 98H252V100H255V101H257V96H255V95H252ZM21 97V96H20ZM162 97V98H163ZM22 98V97H21ZM25 98V97H24ZM32 99H30V97L28 98V99H30V100H32V102L34 103L35 102V97H31ZM33 98H34V100H33ZM93 98V99H92ZM99 98H102V100H103V102H102V100L101 99H99ZM106 98V97H105ZM145 98V97H144ZM144 98H143V100H144ZM153 98L155 99V101L153 100ZM189 98V97H188ZM190 98H189V100H190ZM195 98V97H194ZM206 98H207V96H206ZM240 98V97H239ZM258 98H259V95H258ZM26 99V98H25ZM101 100V101H99V100ZM123 99V103H125V100ZM212 99V100H213ZM260 99V98H259ZM263 99V98H262ZM262 99H260L261 100V102H263V100ZM106 100V99H105ZM107 100H110V99H107ZM106 100V101H107ZM140 100L138 99V102H140ZM169 100V101H168ZM181 100V99H180ZM179 100V101H180ZM201 100V99H200ZM216 100V99H215ZM234 100V101H235ZM251 100V101H252ZM49 99H48V102H51ZM155 103H154V102ZM186 101V100H185ZM191 101V100H190ZM210 101H211V103H210ZM230 101V100H229ZM233 101V105H234V102ZM237 101H239L238 99H237ZM243 101V100H242ZM27 102H30V101H28L27 100ZM27 102L25 103L26 104V106L28 105L29 106V104H27ZM32 102H30L31 104H30V107L32 106V107H34L33 105H32ZM36 102H40V99H39V101H38V99L36 100ZM35 102V103H36ZM46 102V101H45ZM116 102L118 103V104H120V105H118V104H116ZM137 102V103H138ZM142 102V101H141ZM145 102V101H144ZM254 102V101H253ZM261 102H260V104H261ZM41 103V102H40ZM57 103V102H56ZM143 103V102H142ZM142 103H139L141 106H142ZM152 103V104H151ZM154 103V104H153ZM176 103H178V101L176 102ZM181 103V102H180ZM179 103V104H180ZM187 103H188V101H187ZM229 103V102H228ZM228 103H227V105H228ZM231 103H232V101H231ZM240 103H242V102H240ZM240 103H238V104H240ZM244 103V102H243ZM242 103V104H243ZM250 103V102H249ZM248 103V104H249ZM42 104V103H41ZM41 104H35V106H39V105H41ZM46 105L48 104L47 102L45 103ZM173 104V103H172ZM189 104V103H188ZM190 104H192V102H190ZM189 104V105H190ZM43 105V104H42ZM49 105V104H48ZM47 105V106H48ZM150 105H153L155 108H154V110L153 109H151V106ZM156 105V106H155ZM178 105V106H177ZM181 105V104H180ZM202 105H205V106H203L202 107ZM219 105V106H220ZM251 105V104H250ZM252 105H254L253 103H252ZM251 105V106H252ZM262 105V104H261ZM158 106V107H157ZM163 106V107H162ZM185 106V105H184ZM232 106V105H231ZM236 106H237V104H236ZM240 106L242 107V105L240 104ZM239 106V109L241 108ZM244 106H246V103H245V105ZM260 107V105L258 104V105H256V107ZM31 107V108H32ZM51 107V106H50ZM53 107V110H56V112H58V110L60 111V113L62 112V110L64 109H66V108H68V107H66V108H63L62 106L57 110V109H55V108H58V107H56V106H52ZM55 107V108H54ZM217 107V106H216ZM215 107V108H216ZM222 107H224V105H222L220 108H222ZM226 107V106H225ZM224 107V108H225ZM235 107V106H234ZM238 107V106H237ZM255 107V108H256ZM262 107V106H261ZM38 108V107H37ZM39 108H42L43 110L42 111H45V109L47 110V107L45 106V109H44V107L43 106H39ZM61 108H63L62 110H60ZM172 108V109H171ZM183 108V107H182ZM185 108H186V106H185ZM196 108H197V111H196ZM211 108V109H212ZM224 108H222V109H224ZM227 109H228V107H226ZM225 108V109H226ZM246 108V107H245ZM36 109V108H35ZM51 110L50 111H52V108H50ZM70 109H68V110H70ZM153 110V112L154 111H156V112H152L151 110ZM156 109V110H155ZM175 109H177V111L175 110ZM186 109H188V108H186ZM207 109V108H206ZM222 109L221 110H219L218 112H216V113H219L220 111H222ZM238 109V110H239ZM242 109H244V107L242 108ZM257 110H258V108H256ZM263 109H264V107H263ZM32 110H33V108H32ZM162 110V111H161ZM174 110V111H173ZM182 110V109H181ZM189 110V109H188ZM208 110V109H207ZM216 110V109H215ZM218 110V109H217ZM231 110H233V111H231V112H235L234 110V108L233 109H231ZM246 110H248V108L246 109ZM251 110V109H250ZM252 110H255L254 108H252ZM256 110V111H257ZM31 111V110H30ZM30 111H29V113H30ZM212 111V110H211ZM210 111V112H211ZM227 112H228V110H226ZM226 111H224V112H226ZM255 111V113H256V115H258L259 113H257ZM17 112V111H16ZM16 112H14V113H16ZM23 112V111H22ZM33 112V111H32ZM35 112V111H34ZM47 112L48 113H50L48 110H47ZM68 112V117H66L67 118V120L69 119V114H72V113H69V112H72V111H67ZM174 112V113H173ZM176 112V113H175ZM188 112V111H187ZM208 112H209V110H208ZM212 112H215V111H212ZM223 112V114H225ZM229 112H230V110H229ZM260 113H264V112H261V110L259 111ZM11 113H13V112H11ZM13 113V115L15 116V117H17L15 114ZM18 113H20V112H18ZM24 114H25V112H23ZM39 113V112H38ZM51 113H54V111H52ZM59 113V112H58ZM60 113H59V115H60ZM75 113V112H74ZM171 114V115H169V114ZM221 113V112H220ZM243 113V114H244ZM3 114V113H2ZM17 114V113H16ZM27 114V113H26ZM25 114V115H26ZM44 114V113H43ZM57 114V113H56ZM56 114H53V115H56ZM61 114H63V113H61ZM64 114H66V112L64 113ZM175 114V115H174ZM177 114V115H176ZM178 114H179V116H178ZM183 114V118H184V113H182ZM215 114V113H214ZM214 114H212V116L214 115ZM228 113H226V115H227ZM231 114V113H230ZM250 115V118L248 117L249 115ZM5 115V114H4ZM6 115H8V114H6ZM11 115V114H10ZM12 115V116H13ZM25 115H23V116H25ZM30 115L32 116L33 115V113H30ZM37 115V114H36ZM40 115V114H39ZM46 115V114H45ZM58 115V114H57ZM172 115H174V120L173 121H175L176 122V124H177V126L179 127V129L177 130L176 128V130H174V131H172L171 129H169V125H170V122H172V123H174L175 124V122H173L172 120H171V118L173 117ZM209 115V114H208ZM216 115V114H215ZM231 115V116H232ZM260 115V114H259ZM262 115V114H261ZM0 116H2L1 114H0ZM9 116V115H8ZM13 116V117H14ZM20 116L22 117V114L20 113L19 114V119H18V117H17V119H13V120H17V124L20 122ZM27 117L29 116V114L28 115H26ZM31 116H29V118L31 119ZM42 116V115H41ZM40 116V117H41ZM44 116V115H43ZM49 116V115H48ZM65 116H67V114L65 115ZM169 117V118H166V117ZM181 116V117H180ZM206 116H207V114H206ZM217 116H220V118H222L221 117V115H218L217 114ZM223 117H224V115H222ZM239 116H241L240 118H241V120H239ZM5 117H7V116H4V119H5ZM11 117V116H10ZM35 117V116H34ZM34 117H32L33 119H34ZM46 117V116H45ZM55 117V116H54ZM54 117L52 118V116L50 117V118H52L53 120H51L50 118V120L51 121H53L54 122V124H55V120H54ZM57 117V116H56ZM59 117V116H58ZM176 117H177V120H176ZM178 117H180V118H178ZM210 118H211V116H209ZM213 117H216V116H213ZM238 117V118H237ZM244 117V118H243ZM251 117H253V118H251ZM7 118H9V117H7ZM64 117H62V118H58V121L60 122V120H62ZM71 118V117H70ZM80 118V117H79ZM217 118V117H216ZM234 118H237V119H235L236 120V122H235V120H233ZM244 119V121L246 120V122H242L243 121V119ZM247 118V119H246ZM28 119V118H27ZM29 119V120H30ZM35 119H36V117H35ZM40 118H38V120H39ZM44 119V118H43ZM42 119V120H43ZM48 119V118H47ZM77 119V118H76ZM100 119V120H102V122H101V124H100V122L98 121V120ZM202 119H204V121H201ZM227 118L225 117V119L224 120H226ZM228 119L229 120H231V118H230V116L228 117ZM7 120V119H6ZM10 120V119H9ZM12 120V119H11ZM24 120V119H23ZM26 120V119H25ZM28 120V121H29ZM64 120V119H63ZM183 120V119H182ZM187 120H188V122H187ZM193 120V121H192ZM220 120V119H219ZM229 120L228 121H226V125L227 124H229ZM247 120H249V122L247 121ZM263 120V121H262ZM21 121H22V119H21ZM31 121V120H30ZM33 121V120H32ZM45 121V120H44ZM57 121V122H58ZM69 121V120H68ZM89 121V122H90ZM158 121V122H157ZM209 121L211 122L212 120L211 119H209ZM217 121H218V118H217ZM222 121H223V119L222 120H220V122L222 123ZM239 121V122H238ZM16 122V121H15ZM26 122V121H25ZM34 122H35V120H34ZM39 122V121H38ZM41 122V121H40ZM50 122V121H49ZM57 122H56V124H57ZM61 122H63V121H61ZM60 122V123H61ZM64 122H65V120H64ZM71 121H69V124H70V126H72V124L70 123ZM92 122H90V123H92ZM99 122V123H98ZM181 123V124H179L178 125V123ZM213 122H215L216 123V121L214 120ZM224 122V121H223ZM228 122V123H227ZM241 122V123H240ZM2 123V122H1ZM23 123V122H22ZM26 123H28V122H26ZM31 123V122H30ZM30 123H29V125H30ZM52 123V122H51ZM104 123V124H105ZM163 123V124H162ZM166 123H168V126L167 125H165ZM184 123V124H183ZM204 123H202V126L204 127ZM219 123V122H218ZM221 123L219 124V126H223V125H221ZM8 124H10V123H8ZM20 124H21V122H20ZM25 124V123H24ZM24 124H23V126H24ZM39 124H41V123H39ZM39 124H37V125H39ZM89 124V123H88ZM92 124V125H93ZM94 124V125H95ZM175 124V125H176ZM190 124V125H189ZM229 124V125H230ZM231 124V125H232ZM6 125H7V122H6ZM16 125V124H15ZM15 125H13V126H15ZM22 125V124H21ZM44 125V124H43ZM49 126H50V124H48ZM52 125H53V123H52ZM166 127H165V126ZM174 125V126H175ZM180 125H181V127H180ZM183 125H185L186 127H184ZM233 125V126H234ZM23 126L21 127V128H23ZM27 126V125H26ZM25 126V127H26ZM31 127H32V125H30ZM29 126V127H30ZM59 126H61V124L59 125ZM172 126H173V124H172ZM190 126V127H189ZM217 126H218V124H217ZM234 126V128H236ZM249 126H251V127H249ZM258 126V127H257ZM263 126V123H262V125H261V127ZM12 127V126H11ZM17 127V126H16ZM24 127V128H25ZM28 127V126H27ZM53 127V126H52ZM91 127V126H90ZM95 127V126H94ZM105 127H106V125H105ZM168 127V128H167ZM176 127V126H175ZM177 127V128H178ZM197 128L199 127V126H196ZM200 127H201V125H200ZM199 127V128H200ZM210 127H213L214 128V124H213V126H210ZM226 127V126H225ZM264 127V126H263ZM262 127V128H263ZM6 128V127H5ZM37 128V127H36ZM47 128V127H46ZM55 128V127H54ZM75 128V129H74ZM82 128V129H81ZM184 129L185 130V132L187 131H189L190 133H185V135H188V136H190V137H188V136H185L184 135V130L182 131V133H183V135H182V133H181V130L182 129ZM186 128V129H185ZM189 128V129H188ZM217 128V127H216ZM219 128V127H218ZM227 128V127H226ZM231 128V126L229 127V129ZM9 129V128H8ZM7 129V130H8ZM33 129H34V127H33ZM38 129V128H37ZM93 130H94V128H92ZM201 129V128H200ZM204 129V128H203ZM202 129V130H203ZM222 129H224L225 130V133H227L228 131V128L227 129H225V128H223L222 127ZM5 130V129H4ZM3 130V131H4ZM6 130V131H7ZM10 130H11V128H10ZM35 131H37L36 129H34ZM33 130V131H34ZM48 130V129H47ZM55 130H56V128H55ZM83 130H85V128L83 129ZM120 130V131H119ZM124 130V132H121V131H123ZM191 130V131H190ZM202 130L201 131H197V133H198V136H199V133L201 132V134H202ZM217 130H219V129H216V132H217ZM221 130V129H220ZM234 130H236V129H230V131H233V134L236 132H234ZM246 130H248V131H246ZM254 130V129H253ZM12 131H13V129H12ZM15 131V130H14ZM26 131H28V130H26ZM41 131V130H40ZM39 131V132H40ZM43 131V130H42ZM52 131V130H51ZM57 131V130H56ZM126 131H129L128 133H125ZM175 131H179L181 134H179V133H177V132H175ZM204 131V130H203ZM213 131H215L214 129H213ZM227 131V132H226ZM17 132L18 133H16V132H14V133H16L17 134V136H18V134H19V130L17 129ZM22 132V131H21ZM24 132V131H23ZM22 132V133H23ZM38 132V131H37ZM44 132V131H43ZM53 132V131H52ZM59 132V131H58ZM63 132V131H62ZM85 132V131H84ZM87 132V131H86ZM95 132H96V130H95ZM105 132V133H106ZM116 132V133H117ZM120 132L122 133L121 135H124V138H126V139H124V140H122L123 138V136H121L120 135ZM219 132V131H218ZM239 131L237 130V133H238ZM240 132H241V130H240ZM239 132V133H240ZM247 132V133H246ZM2 133V132H1ZM0 133V134H1ZM11 133V132H10ZM30 133V132H29ZM33 133H35V132H33ZM109 133V134H108ZM220 133V134H221ZM232 133V132H231ZM24 134H27V133H25L24 132ZM41 134V133H40ZM44 134V133H43ZM49 134H50V132H49ZM52 134V133H51ZM61 135H63L62 133H60ZM74 134V133H73ZM80 134H82V135H80ZM86 134V135H85ZM89 134H91V135H89ZM205 134H203L202 136H204ZM232 134V136H234ZM248 134H250V136L251 135H253L252 133H248ZM6 135V134H5ZM22 136H23V134H21ZM20 135V136H21ZM31 135H32V132H31ZM76 134H74L73 136H75ZM77 135V136H78ZM83 135H84V137H83ZM93 135H95V137L93 136ZM99 135H100V138H99ZM101 135L103 136V137H101ZM126 135V136H125ZM128 135V136H127ZM193 135V136H192ZM227 135L229 136L230 134H229V132L227 133ZM236 135H239V134H236ZM255 135V134H254ZM253 135V136H254ZM16 136V135H15ZM16 136V137H17ZM25 136V135H24ZM24 136L23 137H21V138H24ZM36 136V135H35ZM43 136V135H42ZM47 136H48V134H47ZM51 136V135H50ZM49 136V137H50ZM65 136V135H64ZM72 136V135H71ZM82 136V137H81ZM86 136V137H85ZM104 136H105V139H104ZM192 136V137H191ZM249 136V137H250ZM26 137V136H25ZM46 137V136H45ZM109 137V136H108ZM114 137H118L119 138V140H121V142L122 141H124V143L122 144V147L121 148H123V150H121L122 152L123 151H125V152H123L124 154H122L121 153V155H120V153L119 154H117V153H115V155L117 154V156H116V159L119 157V159H118V161L119 160H121V161H119L120 163L123 161H125L124 159L122 160L121 158L124 156H126V158L128 157V159H126L127 160V162H128V160H130L129 161V163H127L128 165H127V167L129 166V169H130V167L133 165V167H135L136 166V162H137V164H139V163H141V164H145L144 166H146V167H140L141 168V170H140V172L138 173L136 170H138V169H136V170H133V171H131L130 170V172H129V174L127 175V176H125L126 174H124V179H122L123 180V182H124V184H125V186L123 185V187L122 188H124V190H125V193H124V195H123V197L122 198H120V196H117V194L118 193H122V192H124V190H122V189H120V190H122V192H120L119 190V192L118 191H116V189L115 190H113V189H111L112 187H115V186H119L120 188H121V184H123L121 181H117V179L116 178H118L117 176L119 175V173H121V171H122V167H120L121 165H123V162H122V164H118L119 162L118 161H115V164H116V162H117V167L116 166H114L115 168H118V167H120V172L118 173V175L115 177L114 176V174H113V176L114 177H112V178H115V179H112L111 178V174L113 173L111 170L112 169H115L114 167H111L110 165H115V164H113V162H114V160L111 162V159H113V158H115V155H114V157L113 156H111V159H109L110 158V156L108 157V155H110V153L112 152L111 150L113 149V147L115 146V147H117L118 146V144H120V143H116L117 145H115L114 144V142H119V140L118 139H116V138H114ZM210 137H212L211 139H210ZM224 137H227V136H224ZM18 138V140L17 141H19V137H17ZM28 138V137H27ZM29 138H31V137H29ZM54 138V137H53ZM66 138V137H65ZM72 138V137H71ZM74 138V137H73ZM82 138V139H81ZM95 138H98V142H97V139H95ZM103 138V139H102ZM194 138V139H193ZM220 138V139H219ZM251 138V137H250ZM7 139V138H6ZM35 139V138H34ZM68 139V138H67ZM75 139V138H74ZM77 139V138H76ZM75 139V140H76ZM192 139H193V141H192ZM206 139V138H205ZM10 140V139H9ZM24 140H25V138H24ZM27 141H28V139H26ZM54 140V139H53ZM59 140V139H58ZM95 140H96V142H95ZM105 140V141H104ZM118 140V141H117ZM195 140V141H194ZM227 140V139H226ZM21 142H23V139L22 140H20ZM19 141V142H20ZM90 141V142H89ZM252 141H254V142H252ZM9 142H13V141H8V143L7 144H9ZM14 142H15V140H14ZM50 142V141H49ZM66 143H67V141H65ZM77 142V141H76ZM105 142V143H104ZM107 142V143H106ZM244 142V141H243ZM249 142H252V143H249ZM26 143V142H25ZM51 143V142H50ZM64 143V142H63ZM90 143H91V146H90ZM101 143H104V145H103V148H101V150L102 149H105L106 151H107V149H108V151H107V154H108V152H109V154L107 155L105 152L106 151H102L101 152V150H100V147H101ZM12 144V143H11ZM10 144V145H11ZM32 145V143H29L27 146H30L31 147V145ZM101 144V145H100ZM106 144L107 145H109V146H112L111 144H113V146H112V149L111 148H109L108 146H106ZM10 145H8V146H10ZM25 146H26V144H24ZM46 145H48V144H46ZM50 145V144H49ZM48 145V146H49ZM76 145V144H75ZM87 145V146H86ZM248 145V146H247ZM13 146V145H12ZM11 146V147H12ZM47 146V147H48ZM50 146H52V145H50ZM60 146H62V144L61 145H58V148H60ZM100 146V147H99ZM118 146V147H119ZM227 148H226V147ZM13 147H15V146H13ZM32 147H33V145H32ZM78 147V146H77ZM105 147V148H104ZM108 147V148H107ZM247 147V148H246ZM34 148V147H33ZM32 148V149H33ZM62 148V147H61ZM99 148V149H98ZM35 149V148H34ZM65 148H63V149H61L62 151L64 150ZM80 149V148H79ZM78 149V150H79ZM148 149H150V152H151V150L155 153V155L156 154H159V156L157 155V156H154V155H151V154H148L147 156H145L146 155V152L147 153H150L149 152V150ZM164 149V150H163ZM166 149H168V150H166ZM5 150V149H4ZM12 150V149H11ZM10 150V151H11ZM36 150V149H35ZM60 150V151H61ZM77 150V151H78ZM95 150H98L97 151V153H99V155L96 153V151ZM114 150H116L117 151V148H114ZM147 150V151H146ZM170 150V151H169ZM34 151V150H33ZM65 151V150H64ZM91 151V152H90ZM111 151V152H110ZM115 151V152H116ZM120 151V150H119ZM163 151V152H162ZM166 151H168V152H166ZM8 152V151H7ZM14 152V151H13ZM30 152H31V150H30ZM36 151H34V153H35ZM52 152V151H51ZM57 152V151H56ZM66 152V151H65ZM65 152H63V155H64V153ZM81 152V150L79 151V155L81 154L80 153ZM85 152H82V156L80 157V158H83V156H85V154H83V153H85ZM89 152L90 153H92V155L90 154V157H89ZM93 152H94V154H93ZM100 152L102 153V156L100 155ZM118 152V151H117ZM145 152V153H144ZM152 152V153H153ZM165 152V153H164ZM2 153V152H1ZM6 153V151L4 152V154ZM12 153V152H11ZM105 155H107L106 156V158L104 157L103 158V156H104V154ZM8 154V153H7ZM14 154H16L15 152H14ZM54 154V153H53ZM66 154V153H65ZM97 154V155H96ZM114 153H111V155H113ZM9 155H13V154H10V152H9ZM67 155V154H66ZM93 155H94V158H93ZM35 156H37L36 154H35ZM96 156H99V157H96ZM68 157V158H67ZM75 157H76V155H75ZM89 157V158H88ZM91 157L93 158V160L94 161H90V159H91ZM101 157V158H100ZM108 157V158H107ZM123 157V158H124ZM135 157V158H134ZM64 158V157H63ZM95 158H98V159H95ZM100 158V159H99ZM103 158V159H102ZM76 159V158H75ZM108 161L107 162V164H106V160ZM132 159V160H131ZM18 160V159H17ZM63 160H61V161H63ZM74 160V159H73ZM82 160V159H81ZM98 160H99V162H98ZM136 160V161H135ZM140 162H139V161ZM58 161V160H57ZM79 161V160H78ZM98 162V163H100V164H98V163H96V162ZM102 161H105V162H102ZM110 161V162H109ZM135 163H134V162ZM153 161H154V164H153ZM90 162H91V165H90ZM95 163L96 165H97V167L96 168H99L98 169V171L99 170H101L102 168H103V164L105 165L106 164V167H105V169L107 168V170H109V171H111L110 173H109V177L113 180V181H115L114 183H116V184H114L113 183V181H109L110 183H113L112 184V186H110L111 184L109 183V182H107L108 181V178L109 177H107V175L105 176V173H106V171H105V169L103 168V170L105 171H103V172H100V173H97V175H99V174H102V178L100 177V176H98L99 178H97V177H95V175L96 174H93V173H95V171L97 170H95L94 171V169L95 168H93L92 166H94L95 164H92V163ZM131 162V163H130ZM16 163V162H15ZM59 163V162H58ZM75 163H77L76 161H75ZM132 163H134V164H132ZM9 164V163H8ZM13 163H11V165H12ZM17 164V163H16ZM108 164H109V167H107L108 166ZM126 163H124V165H125ZM130 164V165H129ZM141 164H140V166H141ZM0 165H3V164H0ZM100 165V167H98ZM123 165V166H124ZM149 165V166H148ZM4 166H5V164H4ZM3 166V167H4ZM58 166V165H57ZM74 166V165H73ZM85 166H87V167H85ZM137 166H139V165H137ZM156 166V167H155ZM69 167V168H68ZM90 167V168H89ZM125 167V166H124ZM123 167V168H124ZM51 168V167H50ZM75 168V167H74ZM91 168H92V171H91ZM109 168V169H108ZM126 168V167H125ZM125 168H124V170H125ZM154 168V169H153ZM156 168V169H155ZM3 169V168H2ZM1 169V170H2ZM5 169V168H4ZM13 169V168H12ZM12 169H10V170H12ZM22 169V168H21ZM41 169V168H40ZM90 169V170H89ZM134 169V168H133ZM6 170H9V169H6ZM25 170L27 171V173H26V175H28L29 176V174H30V172H31V170H30V168H29V171H28V169H23V171L25 172ZM59 170H62V171H59ZM117 170V169H116ZM123 170V171H124ZM128 169H126V171H127ZM13 171H17V169L16 170H13ZM35 171H36V169H34V174H35ZM89 171H91V172H89ZM94 171V172H93ZM98 171H96V172H98ZM108 171V172H109ZM122 171V172H123ZM125 171V172H126ZM1 172V171H0ZM3 172H4V170H3ZM22 172V171H21ZM41 172V171H40ZM43 172H45V170H43ZM66 172L68 173V175L66 174ZM107 172V173H108ZM2 173V172H1ZM5 173V172H4ZM3 173V174H4ZM8 173V172H7ZM38 173H39V171L37 170V172H36V174L38 175ZM42 173V172H41ZM47 173V172H46ZM45 173V174H46ZM89 173V174H88ZM92 173V174H91ZM104 173V174H103ZM126 173H128V171L126 172ZM143 173V174H142ZM31 174H33V171L31 172ZM30 174V176H32ZM35 174V175H36ZM44 174V175H45ZM82 174H84L83 176H82ZM91 174V175H90ZM117 174V173H116ZM11 175V174H10ZM16 176L17 175H19L20 176V178H22L21 177V175H24V178H26L25 177V174H15ZM14 175V176H15ZM36 175V176H37ZM41 175V174H40ZM47 175V174H46ZM55 175V176H54ZM57 175V176H56ZM72 175V174H71ZM94 175V176H93ZM107 177V180H106V178L104 177ZM0 176H2V174L0 175ZM7 176V175H6ZM9 176V175H8ZM14 176H12L13 177V179H15V180H17L18 181V179H16V178H14ZM30 176H29V178H30ZM90 176H93V177H90ZM3 177V176H2ZM10 177L11 176H9V179H10ZM34 177V176H33ZM33 177H31V179H33ZM42 177V176H41ZM40 177V178H41ZM74 177H77V179H79V181H77V179L75 178L74 179ZM79 177H83V178H79ZM103 177H104V181H101L102 182V185L104 184L106 187V190H105V188H104V186L102 187V186H99V189H98V185H100L101 183L100 182H98V179H99V181L100 180H102L103 179ZM19 178V177H18ZM19 178V179H20ZM35 178L36 177H34V180H35ZM71 178V177H70ZM89 178H91V179H89ZM92 178H94V180H92ZM95 178H97V180L95 179ZM1 179V178H0ZM6 179V184H8L9 182L11 183L12 182V184H13V179L12 180H10L9 182H8V178L7 177H5L4 178V180ZM23 179V178H22ZM31 179H28V178H26V179H23V180H21V181H24L25 180V182H26V180H31ZM45 178H43V180H44ZM63 179V178H62ZM111 179H109V180H111ZM121 179V178H120ZM36 180H38L39 181V179H37L36 178ZM35 180V181H36ZM46 180H48V179H46ZM70 180V179H69ZM32 181L33 180H31L30 182H31V187H33L32 185L33 184H35V186H37V187H39L38 186V183H40L42 180H40V182H35L34 183V181H33V184H32ZM52 181V180H51ZM52 181V182H53ZM97 181V182H96ZM3 182V181H2ZM5 182H3V184L5 183ZM47 182V181H46ZM94 182H95V184H94ZM105 182V183H104ZM118 182H121V183H118ZM17 183V182H16ZM22 183L23 182H21V183H17L18 185V188L17 189H19L21 186L20 185H22ZM28 183V182H27ZM98 185H97V184ZM100 183V184H99ZM148 184V185H146V184ZM12 184H8V185H4V189L7 187V186H11ZM20 184V185H19ZM26 184V183H25ZM30 184V183H29ZM52 184V183H51ZM50 184V185H51ZM93 184H94V186L96 187V185H97V189H98V195H100V197L99 198H93L92 199V197H90L89 198V196L90 195H88V194H90L91 192V187L93 186ZM108 184V185H107ZM13 185H16L15 184V182H14V184ZM40 185H43L42 184V182H41V184ZM49 185V186H50ZM92 185V186H91ZM1 187L3 186L2 184L0 185ZM10 186H9V188H10ZM16 186V187H17ZM20 186V187H19ZM23 186V185H22ZM58 186H60V187H58ZM91 186V187H90ZM110 188H109V187ZM117 186V187H118ZM31 187L29 186V189H31ZM45 187H46V185H45ZM88 187L91 189V190H89L88 189ZM107 187L109 188V190L107 189ZM116 187V188H117ZM119 187H118V189H119ZM7 189V190H11V189H13V192L15 193H13L12 192V190H11V192L13 193V195H16V194H18V192L16 193V189H14V188H10V189ZM22 188V187H21ZM36 188V187H35ZM41 188V187H40ZM40 188H39V190H40ZM44 188V187H43ZM93 188V190H95L96 188H94V187H92ZM23 189V190H22ZM21 190H22V192H24V188H22ZM34 189V188H33ZM31 189V193H35L34 191L35 190H38V189ZM49 189V188H48ZM86 189H88L89 190V192L90 193H88L87 191L88 190H86ZM97 189H96V191H97ZM42 190V189H41ZM40 190V191H41ZM61 190V189H60ZM68 190V189H67ZM108 190V191H107ZM0 191H1V189H0ZM4 191V190H3ZM43 191L44 190H42L41 192H42V197H43V195L44 196H46L45 194L46 193H44L43 194ZM69 191V190H68ZM95 191V192H96ZM8 192V191H7ZM21 192V196H22V193ZM27 192H29V190L27 191ZM37 192V191H36ZM41 192H40V194H41ZM58 192V191H57ZM66 192V193H65ZM64 193L65 194H67V191H65ZM112 194H110V193ZM25 193V192H24ZM39 193V192H38ZM51 193V192H50ZM63 193V194H64ZM86 193H88V194H86ZM0 194H1V192H0ZM10 195H11V193H9ZM39 194V195H40ZM75 194H79V196H77L76 197V195ZM84 194H86L85 195V197L83 196ZM93 194H94V191H93ZM1 195H3V194H1ZM8 195V194H7ZM25 195V194H24ZM36 195V194H35ZM39 195H36V196H39ZM59 195V196H58ZM97 195V194H96ZM119 195V194H118ZM121 195V194H120ZM65 196V195H64ZM88 196V197H87ZM8 197V196H7ZM10 197V196H9ZM16 197V199H17V195L15 196ZM31 197H32V195H31ZM51 197H55V200L53 201V199L51 198ZM56 197H58L57 199H56ZM62 197V198H61ZM88 199H87V198ZM94 197H97V196H95V194H94ZM119 197V198H118ZM12 198V197H11ZM33 198L35 199V197L33 196ZM38 199H39V197H37ZM36 198V199H37ZM46 198V199H45ZM49 198H51V202H50V199ZM61 198V199H60ZM86 198V199H85ZM15 199V198H14ZM23 200V199H22ZM24 200L26 201V199L24 198ZM31 200V199H30ZM15 201V200H14ZM17 201V200H16ZM29 201V200H28ZM21 202V201H20ZM31 202H29V205H31L30 204ZM1 204V203H0ZM5 204H6V202H5ZM5 204H4V206H5ZM2 205V204H1ZM0 205V206H1ZM25 205H27L25 202H23V203H21V206H25ZM9 207H11L10 205H8ZM7 206V207H8ZM17 206V205H16ZM8 207V208H9ZM31 206H29V208H30ZM22 209H23V207H21ZM41 208V207H40ZM39 208V209H40ZM5 209V208H4ZM9 209H11V208H9ZM44 209H45V211H44ZM20 210V209H19ZM29 210V209H28ZM34 210V209H33ZM36 211V215L38 216V213H41L42 214V211ZM25 211V210H24ZM31 211H32V209H31ZM30 211V212H31ZM17 212H19V211H17ZM22 212V211H21ZM26 212V211H25ZM24 212V213H25ZM29 212V211H28ZM32 212H34V211H32ZM0 214H2V212H0ZM6 214V213H5ZM35 214V212L32 214V216ZM41 214H39L40 216H41ZM48 214H51V212L50 213H48ZM54 214H56L55 216H54ZM9 215V214H8ZM7 215V216H8ZM21 215V214H20ZM26 215V214H25ZM1 216V215H0ZM22 216H24V215H22ZM22 216H20V218L22 217ZM28 216V215H27ZM31 215L29 214V216L28 217H30ZM40 216H38V217H40ZM11 217H13V216H11ZM16 217V219L18 218V219H20L19 217H17V215L15 216ZM26 217V216H25ZM27 217V219H29ZM5 218V217H4ZM10 218V217H9ZM14 218V217H13ZM23 218V217H22ZM32 218V217H31ZM30 218V219H31ZM43 218V217H42ZM15 219V218H14ZM14 219H12V220H14ZM25 219V218H24ZM37 220H39V219H36L35 221H37ZM1 221V220H0ZM7 221V220H6ZM16 221H20V220H16ZM41 221V220H40ZM32 222V221H31ZM47 222H46V225H47ZM7 223H8V221H7ZM24 223V220H22V224ZM43 223V222H42ZM3 224V223H2ZM5 224V223H4ZM11 224V226L13 225L12 223H10ZM9 224V225H10ZM16 225H17V223H15ZM33 224H34V217H33ZM36 224H38V222L36 223ZM40 224H41V222H40ZM54 224H53V227L54 228H56L55 226H54ZM1 225V224H0ZM16 225H14V226H16ZM32 225V224H31ZM31 225L29 226L28 224H27V226H29V227H31ZM19 226V225H18ZM40 226V225H39ZM44 226H45V223H44ZM29 227H28V229L27 230H29ZM2 228H3V226H2ZM20 228H21V226H20ZM19 228V229H20ZM22 228H24V227H22ZM34 228H37V227H34ZM40 228V227H39ZM42 228H45V227H43V224H42ZM42 228H40V229H42ZM46 228H47V226H46ZM5 229V228H4ZM4 229H1V230H4ZM10 229V228H9ZM18 229V228H17ZM18 229V231L20 232V230ZM40 229H39V231H38V229H37V231L38 232H40ZM51 229V228H50ZM11 230H12V228H11ZM10 230V231H11ZM14 230V229H13ZM24 230V229H23ZM32 230H33V227H32ZM32 230H31V232H32ZM44 230V229H43ZM48 230V229H47ZM46 230V231H47ZM6 231V230H5ZM17 230H16V233L18 232ZM30 231V230H29ZM35 231V233H33ZM34 231L32 232V234L34 235V236H36V234H37V231H36V229H34ZM45 231V232H46ZM19 232L17 233L18 235H19ZM30 232V233H31ZM47 232H49V231H47ZM54 232V231H53ZM1 233H2V231H1ZM4 233H6V232H4ZM4 233H2V234H4ZM10 233V232H9ZM11 233H12V231H11ZM21 233H24V234H22V236H24V238L25 239H27V241H25V242H27L26 244H28L29 245V243H32V242H29L28 243V241L29 240H31L30 239V237L31 236H29V240H28V232L26 231V233H28L27 234V236H25V232H23L22 230H21ZM43 233V232H42ZM52 232H51V230H50V233L49 234H51ZM8 234V233H7ZM6 234V235H7ZM14 234V233H13ZM39 234V233H38ZM55 234H56V232H55ZM12 235V234H11ZM10 235V236H11ZM18 235H15V236H18ZM21 235V234H20ZM33 235H32V237H33ZM53 236H54V234H52ZM51 235V237H53ZM12 236H14V235H12ZM15 236H14V238H15ZM38 236V235H37ZM40 236H43V235H41L40 234ZM5 238H3L2 236H1V238H2V240H3V242L5 243V239H7L6 240V242L8 241V244L6 243V246L7 245H9V235H8V237L9 238H6V236H4ZM48 237H50V236H48ZM48 237H46L48 240L47 241H49V239H52L53 240V238H48ZM13 238V239H14ZM18 238V237H17ZM16 238V239H17ZM21 238V237H20ZM23 238V239H24ZM36 238V237H35ZM33 239L32 238V240H35V242H36V240L38 239L39 241H40V239L39 238H36V239ZM41 238V237H40ZM45 238V237H44ZM12 239V238H11ZM15 239V241H16V244H15V246L16 247H13L12 246V248H11V251L13 250V252H14V250H15V252L14 253H17L16 252V250L17 249H19L18 247H21L20 246V244L22 245V241L21 242H17V240ZM19 239V238H18ZM22 239V238H21ZM20 240V239H19ZM38 240H37V242H38ZM15 241H13L12 240V242H15ZM41 241H42V243H43V241L44 240H42L41 239ZM46 241V239H45V242L46 243H48ZM51 241V240H50ZM11 242V241H10ZM33 243V248H35V246H34V244L35 245H37V242L36 243ZM44 242V243H45ZM54 242V241H53ZM0 243L2 244V241H1V239H0ZM42 243H41V245H42ZM50 243V242H49ZM13 244V243H12ZM12 244H10V245H12ZM39 244H40V242H39ZM39 244H38V247H37V249H40L39 248ZM28 245H26V246H28ZM51 245V244H50ZM54 245V244H53ZM2 246H3V249H4V246L5 245H3L2 244ZM29 246H31V244L29 245ZM43 246H45V244L43 245ZM7 247H9V246H7ZM6 247V248H7ZM42 247V246H41ZM47 247V246H46ZM50 248L49 249H51V248H53V247H51V246H49ZM5 248V250H7ZM15 248V249H14ZM17 248V249H16ZM31 248V249H30ZM43 248V247H42ZM48 248V247H47ZM47 248H45V249H47ZM22 249H24L23 248V246H22ZM26 249H27V247L24 249L25 251V254L24 255H22V252L23 251H21V249H20V252H21V254H20V252H19V254L21 255V256H19L18 254V256L19 257H13L12 255L14 254H12V253H9L8 252V250H7V252L9 253V254H11V256L14 258H11L12 260H14L15 262H16V260H15V258H17V261L19 262H17L16 264H20V261H23V262H21V263H25V264H32V263H34V264H41L42 262H44V259H45V257H44V254H42L41 253V250H39L40 252H39V254H41V255H43V259L41 260L42 262H40V263H37L39 260H40V257L41 256H39V258H38V256L36 257V258H33V259H31V260H35V261H31V260H29L30 258L29 257H35V256H31L32 254H33V252L32 253H30L31 251H29V250H32V247H29L28 249H27V252H26ZM44 249V248H43ZM45 249H44V251H45ZM48 250V249H47ZM2 251H4V250H1L0 249V252H2ZM28 251H29V253H28ZM32 251H34V250H32ZM37 250H35V252H36ZM49 251V250H48ZM34 252V254H36ZM45 252H47V251H45ZM4 253V252H3ZM26 253H28V254H26ZM49 253V252H48ZM52 253H50V255L52 254ZM0 254H2V253H0ZM5 254H6V252H5ZM7 255L6 254V258H7V256H10V255ZM48 255V254H47ZM52 255V257H54ZM4 257V256H3ZM22 257H23V260H22ZM48 256H46V258H47ZM2 258V257H1ZM19 258H21L20 259V261H19ZM25 258H26V260H25ZM27 258H29L28 260L29 261H27ZM39 259V260H38ZM9 260H10V258H9ZM11 260V263H9V264H12V261ZM36 260H37V262H36ZM46 260H48V258L46 259ZM46 260H45V263H46ZM50 260H52V258L50 259ZM50 260L49 261H47V262H50ZM53 260H55V259H53ZM26 261V262H25ZM59 261V262H60ZM3 262H5V260L3 261ZM8 262H10V261H8ZM31 262V263H30ZM57 262V260L56 261H54V262H52L51 261V263L53 264V263H56ZM1 263V262H0ZM6 263V262H5ZM7 264V263H6ZM14 264V263H13ZM44 264V263H43ZM48 264V263H47Z\"/></svg>",
    "mask_w": 264,
    "mask_h": 264
},
{
    "label": "rangeland",
    "instance_id": "2",
    "mask_svg": "<svg viewBox=\"0 0 264 264\" xmlns=\"http://www.w3.org/2000/svg\"><path fill=\"white\" fill-rule=\"evenodd\" d=\"M3 1V0H2ZM1 0H0V3L2 2ZM29 1V2H28ZM42 1L43 0H40L39 2H37V0H35V2L32 0H5V1H3V4H0V11H1V17L0 18H2V20L0 19V21H1V24H5L4 25V28H6L5 26H7V31H10L11 29H12V27H13V24H15L14 26H15V30H14V28L12 29L13 31V34L12 35H14V36H16L18 39H19V36H20V38L22 37V35L21 34H24V32L26 31L24 28L26 27V29L28 30H33V32L35 33V32H38L37 30H38V25L40 26L42 23H44V22H48V24H49V26H50V24L52 25L53 24V29L54 30H52L51 32L53 33V40L55 39V40H57V42L59 43L58 45H61L60 47H62L61 49H59V51H58V49L57 48H60L58 45H57V47L56 48H54V45L56 46V42L55 41H53L52 40V45H53V48H51V50H50V48H49V50L48 51H42V54H41V52L39 51V54L37 55V52L36 51H38V50H35V49H37V48H35L34 47V54H33V56H30V57H27V55H26V53L24 52V50L21 48V47H14V50H18V48H20L19 50H18V54H17V52H15V54H13V56H12V49L11 50H7V45L5 44V41L4 40H1V44L2 45H0V71H1V73H0V114L2 115V116H0V164H3V165H0V171L2 172H0V175L2 174V176H0V185L2 184L3 186L1 187L0 186V189H1V194H3V195H1L0 194V203L2 204H0L1 206H0V212H2V214H0L1 216H0V239H1V241H2V244L3 245H5L4 246V249H3V246H2V244L0 243V249L1 250H4V251H2V252H0V253H2V254H0V264H9V263H11V258H13V257H19V256H21L20 254H21V252H20V249H21V251H23L22 252V255H24L25 254V248L27 247V249L29 248V247H32V250H34V251H32V250H29V251H31L30 253H32L33 252V254L31 255V256H35V257H29V258H27V261H29V260H31V259H33V258H36L38 255L39 256H41L40 257V260L37 262V260H36V262L37 263H40V262H42L41 260L45 257V259H44V262H42L41 264H52L51 263V261L52 262H54V261H56L57 260V262L56 263H53V264H66V262L65 263H63L62 261H60L59 259H58V256L57 255H53V253L55 254H57V248H56V244H57V242H58V232H57V229H58V226H55V224H54V226L56 227V228H54L53 227V224H52V227L49 225V224H51V222L53 221V219L55 218V217H52L51 215H53L52 213L54 212H56L57 213V215H60V210H57V211H51L50 210V212H51V214H48V213H50V212H46L45 211V209H47L46 207L48 206V204L49 203H47V202H49V200H47L46 198V201H43V199L42 198H44V197H47L48 198V192H49V196H52V191L54 192L53 193V195L54 196H57V194H61V191L62 190H65V189H62V187H60V186H58V187H60V189L58 188L57 189V191H56V193H55V189L57 188V187H55V186H57V184L56 183H59V182H61L62 180H64V177H62V178H60V181H59V179L58 180H56L57 179V177H59V176H61L59 173H62L63 175H64V170L65 169H63V172H57L56 174H58L59 176H57V177H54V179H52L53 178V176L51 177V179H50V173L49 172H51L53 169H52V167L54 168V166L55 167H57V169H61V168H63V166H64V168L66 167V169H67V163H68V161H67V159H66V161H67V163H64V161L65 160H63V159H65L66 158V156H69V158H68V160H69V163H72L73 165H69V167L70 166H72V167H70L71 169H67L66 171H73V170H75V171H77L76 169H77V164L79 163V165H78V168H82V173L83 172H85L86 170L85 169H87L88 167L87 166H85V167H87V168H83L84 166H83V164H85V165H88V164H86V162L85 161H87L88 162V160H86L87 158H86V152H87V150H89L90 148H91V151H93V149H92V147L94 148L95 146H97L98 145V138H95V139H97V142L98 143H94V144H97V145H95V146H91V143H90V146L91 147H89L88 148V146H87V150H84V148H82L81 149V146L80 145H82V143L81 142H83V144H84V142H85V140H86V142H87V137L86 138H83V139H85L84 141H80L79 142V140H80V136L78 135L79 134V131H78V133H77V130H79L80 129V126L82 127V126H84V124H85V126H87V125H89L88 127H84L85 128V130H83L82 128V131H83V133H88V132H90L91 130L92 131H94V132H92V133H95L96 135L98 134L97 132V130H98V128H97V126L99 127V131H101L102 129H104L105 128V130H103V131H105L106 132V129H109L108 128V126L110 127V128H113V127H111L110 126V124L108 123V124H106L105 122H102V120H98L99 122H100V124H101V122H102V126H100V125H96L97 124V121H96V119H95V117H93L94 118V120H95V125L93 124V120L91 119V121H90V117H89V115H85L84 113H82V112H78V110H76L77 111V113L79 114V113H82V114H84L85 115V117L86 116H88V117H86V119H89L86 123L85 122H83L84 120V118L79 114V116L77 115V113H76V111H73L74 110V108L73 107H70V106H68V105H65V104H63V103H60L59 101H55V100H53L52 99V101H51V98H48L51 102H48V99L46 98V102L49 104H45L46 102L43 100V98L44 97H42V100H41V97L39 98V96L38 97H36L37 95H33V94H31V93H29V89L28 88H26V87H23L22 85L20 86V82L21 81H19V80H22L23 82H24V84L27 82L28 83V81L31 79V76H30V73H31V69H35V67H36V65L37 66H40V65H42V64H44V62H46L47 61V63L45 64L46 65V67H45V70H47V72H48V74H49V76L50 77H52V76H59V75H63V77H62V75H61V77L62 78H64V82H65V79H66V81H68V80H70V79H68L67 80V78H65V77H67L68 76V74H70L69 76H70V78H72L71 76H73L74 78H72L73 80H75L76 79V77H77V79L76 80H78V83L77 84H81V83H84V84H81L80 86L83 88V86L84 85H87L88 86V89L90 90V89H92L93 91L92 92H94V94L96 93L97 94V92H99L97 95H96V97H95V95L91 92V90H90V92L93 94V98H95V99H97V96H99V94H100V96L101 97H103V100H104V102L107 104V102H108V104H110V101H111V99L113 100V101H111V104L113 103V104H115V99L117 98V100L116 101H118L120 98H122V96L124 95V97L122 98V101H123V99L125 98V96H126V93H127V91H128V93H129V91H131L132 93H133V91H134V93L133 94H136V95H133V96H131L132 95V93L130 92V94H127V96H126V99L127 98H132V99H134V98H137V102H138V99L140 100V98H139V96L138 97H135V96H137V94L139 93L140 94V97H141V100H140V102H134V104H136V105H138V106H140V107H142V108H144L145 106L144 105H146L145 103H146V101H147V99H152V97L151 96H154V97H156V101H158L157 102V104L159 105L160 103H159V100L157 99V97H159V99H160V97H161V99H162V101H160L161 102V105H163V106H165L163 103H165L164 101H166L167 100V98H169V100L170 99H172L171 101H175L172 97H171V95H173V93H174V96H175V93L177 92V99H176V101H175V104H178L177 106L179 107H175V104H174V102H171L170 101V105H171V107H174V108H178V109H180V110H178L179 112L180 111H183V109L185 110V112H180L179 114L180 115H182V119L180 118V117H178V118H180V120L181 121H186V118L185 117H187V119H189L190 118V120L189 121H191V118H192V115L194 114V113H196V112H194L195 111V107H197L198 106V104H199V102L200 101H202L203 102V100H205L204 102H206V100H207V104H209V97L212 95V94H206V93H212V90H216L217 92H215V90L213 91V97H214V99L213 98H211V101H215V103H216V101H217V99H218V97H216V96H219L218 95V91L220 92L222 89H225V88H223V85H226L227 84V82H231L230 84L228 83V85L226 86L227 88L229 87V90L230 91H228V94L230 95L231 94V96H233V94H234V91H233V94L231 93V90H235V92H236V90H238V89H240V91L242 92V93H244V95L241 93V92H239V90L237 91V93H235L234 94V96L236 95H239V93H241V95L240 96H238V98L235 96V98H236V100L234 101L233 99H232V97H231V99H229V95L227 94V88H226V91L224 90V92H222V94H224L225 96H223V97H228V101H223V100H225L226 98H222V96H221V98H219L218 99V101L222 104V102L221 101H223V103L224 102H229L228 103V105H227V103H226V105H225V103L224 104H222V105H224V107L226 106V107H228V109L226 108H224V107H222V108H224V109H222V108H220L222 105H216L215 104V106L212 108V105H213V103H211V101H210V103L211 104H209V108H208V106L206 105H202V107L203 106H205L208 110H209V112H208V110L205 108V109H203V111L204 110H206L207 112H205V115L201 112V109L199 108V106H201V104H203L202 102L199 104V106L197 107L198 108V110H199V112H200V114L203 116V118L204 119H206L205 121H208V123L210 124V123H212L210 126H213V124H214V128L213 127H210L209 125H208V123H204V122H202V123H204L203 125H204V127L202 126V123L200 124L201 125V127H200V125H198V123L200 122V120H199V118H196L197 116L196 115H198L199 113L197 112L194 116H196V117H194L193 116V118L195 119H198L199 120V122H197L196 120H194L193 118V122H189L190 124H192V123H194V122H197V123H195L192 127L193 128H191L192 129V131L193 130H195V132H196V134H195V132L194 133H192L193 135L195 134V137H196V139L198 140L199 139V141L200 142H202V141H204V140H207V139H209L208 138V136L207 137H205L206 135H207V133H208V135L210 134L211 135V133L213 132V133H218V134H216V137L219 135V136H221V138H222V133L221 132H224V136H227V137H224L223 136V139H222V142L221 141H219L218 143L220 144L221 143V147L222 148H224L223 147V145L227 142L228 143V141L230 140H228V137L230 138V137H235V138H237L238 136L240 137V135H242L243 133H244V130H245V128L246 129H248V125L246 124V123H241V124H238V128H237V126H235V125H237V124H235L234 125V121H233V124H232V122H231V124H230V121H232V118H233V116L234 115H237L238 113H239V115L240 114H242V115H244V116H246V112H248V113H250L251 114V116H252V113L254 112V114H253V117H262L263 116V114L264 113H260L259 111L261 110V112H264V109H263V107H264V97H262V95L261 94H263L264 95V80L262 81V82H259V83H257L258 81H260V79L262 80V79H264V74H261L263 77L262 78H258V77H261V75L259 74V73H256L255 71L257 70V72H262V70H263V68H262V65H263V62H264V49L262 48V53L261 52H258V50L255 48V46H256V41H257V39L258 38H255L256 36H257V34L258 33H262V32H260V29L258 30V28H259V26H261V28L263 29V33H264V22H257V19H258V16H257V13H260V11L259 10H257L258 9V6L257 5H259V6H261V4H262V2H263V6H261V7H263V8H261L262 9V11L264 12V1H260L259 2V0L258 1H256V0H250V1H248V0H194L193 1V3L195 2V4L194 5H192L193 3H192V0H189V1H185L186 2V5H188V4H191V6H189L188 5V7L187 6H185L184 4H185V2H184V0H182V1H180V0H162V1H164V2H161L160 0H159V2H158V0H157V3H156V1L155 0H132V2H133V4H132V7H134V4H135V7H137V9L135 8V10L136 11H134V10H131L132 11V13H130V8L132 9V7H128V6H130V4H131V1L130 0H120L119 2H118V0H115V1H107V0H103V1H107L108 3V7H107V4L106 3H103V5H100V2L98 1V0H84V2L87 4L86 5V7H85V4H83L81 7V11L80 10H78L79 8H77V5H78V7H79V5H81V2L83 1V0H50V2L48 3V2H45V0L43 1V3H42ZM47 1H49V0H47ZM56 1V2H55ZM67 1H68V3H67ZM75 1H77V5H76V2ZM89 1V2H88ZM99 3H98V2ZM100 1H102V0H100ZM102 1V2H103ZM116 1H117V3H121V4H117L116 3ZM135 1H139V3H140V5H139V3L137 4V2H135ZM152 1H154L153 3H152ZM180 1V2H179ZM196 1H199V3L198 2H196ZM207 1V2H206ZM237 1V2H236ZM5 2V3H4ZM13 2V3H12ZM19 2V3H18ZM21 2V3H20ZM23 2H24V4H23ZM32 2H34V6H33V3ZM38 4H40L41 5V8H43V9H47L48 7H46L45 8V6L46 5H48V4H50L49 5V7L50 8H52V7H55L54 9L52 8V10L53 11H51V9H47L46 11H42L41 12V8H40V6L39 5H37V3ZM48 3V4H45V3ZM53 2H54V4H53ZM64 4H62V3ZM70 2V3H69ZM84 2H82V3H84ZM88 2V3H87ZM93 3V6H90V5H92V3ZM98 3V4H96V3ZM114 2H115V4H114ZM149 2H150V4L152 5V7L150 6V4H149ZM175 2H178L177 3V5H176V3ZM189 2H191V3H189ZM249 2V3H248ZM251 2H253V4H251ZM258 4H257V3ZM14 3H15V5H14ZM30 3H32V5L30 6L29 4ZM55 3L56 4H58V7H57V5H55ZM60 3V4H59ZM90 3V4H89ZM111 3H113L111 6L109 5V4H111ZM122 3L124 4V5H122ZM128 3H130V4H128ZM180 3V4H179ZM196 3H198L199 5H196ZM223 3H224V5H223ZM6 4V5H5ZM10 5V4H12L10 7H12L13 5H14V7H12L11 9L12 10H10V9H8V8H10V7H8L7 5ZM20 4V5H19ZM42 4L44 5L43 7H42ZM52 4H53V6H52ZM70 4H75L76 5V9L74 10V8H75V6H72V5H70ZM89 4V5H88ZM94 4H96V5H94ZM126 4V5H125ZM128 4V5H127ZM140 6V8L138 9V6ZM149 4V5H148ZM155 4V5H154ZM169 4H170V6H169ZM220 4H222L221 5V7H220ZM234 4V5H233ZM237 4V5H236ZM256 4V5H255ZM2 5V6H1ZM23 5H24V8H22L23 7ZM26 5H29V6H26ZM37 5V6H36ZM67 5H69V6H67ZM99 5V6H98ZM121 5V6H120ZM172 5H173V7H172ZM183 5V6H182ZM217 5V6H216ZM227 5V6H226ZM234 7H233V6ZM239 6L240 7V9H242L241 10V12H240V9H239V7H238V10H237V7L236 6ZM257 6V7H255V9H254V6ZM6 8H5V7ZM21 6V7H20ZM36 6V7H35ZM39 6V7H38ZM66 6V7H65ZM72 6V7H71ZM96 6V7H95ZM98 6V7H97ZM114 7L115 9H113L112 11H110L111 9H109L110 7ZM116 6H117V8H116ZM125 6H126V8H125ZM150 6V7H149ZM155 6V7H154ZM185 6V7H184ZM220 8H219V7ZM223 6V7H222ZM231 6V7H230ZM8 7V8H7ZM16 7H17V9H16ZM31 7H35L36 9H32ZM57 7V8H56ZM64 7V8H63ZM69 7V8H68ZM71 7V8H70ZM74 7V8H73ZM84 7V8H83ZM90 9H88V8ZM93 7V8H92ZM105 8V10L103 9V8ZM112 7V8H113ZM118 7H121V8H118ZM154 7V8H153ZM159 7V8H158ZM209 7H210V9H209ZM211 7L213 8L212 9V11H211ZM218 7V8H217ZM229 7V8H228ZM4 8V9H3ZM13 8H14V10H13ZM22 8V12L24 13V12H26V13H28V15H30V16H28V15H26V13H24L26 16H24V14L22 13V12H19V11H21L20 9ZM31 8V9H30ZM61 8V10H60V12L62 11V9H65V10H63L61 13H63L64 11L66 12V11H68L67 13H69V10L73 13L72 15H65L64 13H63V15H58L60 12L58 11L59 9ZM95 8V9H94ZM123 8V9H122ZM124 8H125V10H126V13H125V10H124ZM151 8V9H150ZM153 8V9H152ZM166 9L165 11L167 12V10L170 12V14L168 15V13H167V15H168V17H166L167 15H166V12L163 10V9ZM180 8V9H179ZM186 8L188 9V10H186ZM203 8H204V10H205V13H207V15H206V19L205 18H202V17H204V15H205V13H204V15L203 14H201L202 12H204V11H202L203 10ZM205 8H207V10L205 9ZM222 8V9H221ZM236 8V9H235ZM23 9H24V11H23ZM38 9H40V11L38 10ZM58 9V10H57ZM67 9H69V10H67ZM83 9V10H82ZM85 9V10H84ZM86 9H87V11L89 10V11H92V10H96V12L94 13V12H91V13H93V14H91V13H89L88 14V12H86V14H85V11H86ZM116 9H118V10H116ZM134 9V8H133ZM141 9V10H140ZM148 9V10H147ZM156 9H157V11H156ZM159 9H161V10H163V11H161V10H159ZM193 9V10H192ZM194 9H195V11L197 10V13H199L198 15H196V14H193L194 16H193V18H196V19H198L199 20V18H200V20L198 21V20H196L195 21V19H194V21H193V19L191 18V14L190 13H194V12H190V11H194ZM226 11H225V10ZM234 9V10H233ZM253 9V10H252ZM7 10V11H6ZM8 10H10V15L9 14H7L8 13ZM28 10V11H27ZM30 10V11H29ZM55 10V11H54ZM56 10L58 11L57 13L58 14H55L56 13ZM73 10L75 11V12H73ZM78 10V11H77ZM106 11V12H103V11ZM114 10H116V11H114ZM123 10V11H122ZM179 10H180V12H179ZM236 10V12H234ZM246 10H248V11H246ZM37 11V12H36ZM50 11H51V13H50ZM83 11V12H82ZM119 11V12H118ZM122 11V13H123V15H124V17H123V15H122V13H120ZM129 11V12H128ZM133 11H134V13L138 16H135V14H133ZM139 11V12H138ZM154 11V12H153ZM200 11V12H199ZM202 11V12H201ZM210 11V14H208V12ZM244 11V12H243ZM258 11V12H257ZM6 12V13H5ZM18 12L19 13H21V14H23V16L21 15V17H20V15L18 14ZM33 13V15L31 16V14ZM40 12V13H39ZM43 12H45V13H43ZM52 12H55L53 15H52ZM77 12V13H76ZM81 13V15H80V13ZM113 12H118V13H120L122 16H120V15H118V14H116V15H118L117 16V18H116V15H115V17H114V14H113ZM155 13L154 15L152 14V13ZM179 12V13H178ZM185 12V13H184ZM213 12V13H212ZM223 12H225V13H223ZM238 12H239V14H238ZM243 12V14L245 15V13H246V15H247V17H248V19L250 20V22H254L252 25H250L251 23L248 21V19H247V17L246 16H244V15H242L241 13ZM248 12L251 14V17L250 16H248ZM13 13V14H12ZM30 13V14H29ZM47 13L49 14H51L52 16H49V15H47ZM60 13V14H61ZM74 13H75V15H77L78 13V18H80V17H82V15L83 14H85L84 16H86L87 15V18L86 17H82L84 20H82V22L84 21V25L82 24V22H81V18L80 19H77V16H75L74 15ZM138 13H140V14H138ZM160 13L162 14V15H160ZM165 13V15L163 16V14ZM183 13V14H182ZM218 13V14H217ZM18 14V15H17ZM38 14V15H37ZM43 16V17H46L47 18V16H48V18H47V20L46 21H44L45 19H42L41 17V15ZM45 14V15H44ZM69 14H71V13H69ZM96 14H99L98 16H99V18H98V21H97V18L96 17H98ZM101 14L103 15L104 14V17H100L101 16ZM113 14V15H112ZM133 14V15H132ZM157 14H159L160 16H157ZM177 14H178V16H177ZM190 15V18H189V15ZM201 14V17H199V15ZM14 15V16H13ZM35 15H37V16H35ZM39 15H40V17H39ZM54 15H56L57 17H53ZM74 15V17H72V18H70L71 16H73ZM92 15H93V17H94V15H95V17L94 18H92ZM113 17H112V16ZM181 15L183 16V17H181ZM187 15V16H186ZM203 15V16H202ZM210 15V16H209ZM211 15H212V17H211ZM12 16H13V19H12ZM18 16H19V19H18ZM27 16H28V18H27ZM34 16H35V18L36 17H39V18H34ZM65 16V17H68V18H70V19H68V18H66L67 19V21L68 20H70V21H68V24H67V22H66V19H65V17H64V23H63V25H61L60 23L61 22H63V17ZM80 16V17H79ZM91 17L93 20H91L90 18V20L88 19V17ZM107 16V17H106ZM109 16H110V18H111V20H110V18H109ZM127 16V17H126ZM133 16V17H132ZM147 16V17H146ZM161 16H163V17H161ZM175 16L176 17H178L177 19L175 18ZM195 16H197V17H195ZM207 16L209 17V18H207ZM221 16H227V18L225 19V20H222L220 17ZM254 16H255V18H254ZM10 17H11V19H10ZM15 17V18H14ZM49 17H50V19H49ZM51 17H53L52 19H51ZM106 17V18H105ZM134 17H136V18H134ZM146 17V18H145ZM158 17H159V19H161L162 20V22L161 21H159V19H158ZM161 17V18H160ZM174 17V18H173ZM184 17H186V18H189V20H191L192 21V23L190 24V23H188L189 25H185V24H187L186 22L188 21V19H187V21H186V19L184 18ZM216 17H218V19L216 20L215 18ZM246 17V18H245ZM21 18H23L22 20H24L23 22H22V24H24V26H21L22 24H21ZM25 18V19H24ZM27 18V19H26ZM106 19V20H104V21H102V19ZM126 18V19H125ZM130 18V19H129ZM173 18V19H172ZM181 18V19H180ZM182 18L185 20V26H186V28L188 29V27H189V29H188V32H186L187 31V29L186 30H184L185 28V26H183V24H182V26H183V29H182V27L180 28V27H178V23H177V21L179 22V23H181V22H183V20H182ZM6 19V20H5ZM39 19V20H38ZM42 19V20H41ZM49 19V20H48ZM75 19H77L78 21L80 20V22H76L77 20H75ZM99 19H101L100 21L101 22H99ZM116 19V20H115ZM122 21H121V20ZM131 19H133V20H131ZM136 19V20H135ZM146 19H148V21L146 20ZM150 19V20H149ZM175 19V20H174ZM204 19V21H202V20ZM210 19V20H209ZM211 19L213 20V19H215V20H213V23H216V21H217V25H215V24H212V21H211ZM220 19H221V21H220ZM238 19H239V21H241L242 23H246L248 26H249V28H250V30L249 31H252V30H254V33H253V35L251 34V33H248V35L249 34H251L252 36H254V37H252V39L250 38V37H246L247 39L248 38H250L251 40H246L245 38H244V40H245V42L246 43H248V45L251 43V46H246L247 47V50H244V49H246V48H244L243 49V52L244 53H246L247 54V57L245 58V54L243 53V52H241L242 54H240V58H241V62H240V60L239 61H237L236 59L234 60L233 58V56H227L230 52L229 51H231V53H232V51H233V47L236 45L237 46V44H239V42H241L242 40H240L241 38H242V36H241V34H239L240 33V29H238V28H236V26L235 25H241V22H238L239 24H235V20H236V22L238 21ZM9 22H8V21ZM15 20H17V21H15ZM27 20H30L29 22L27 21ZM35 21L34 23L32 22V21ZM41 20V21H40ZM50 20H58V22L55 24L54 23V21H53V23H52V21H50ZM62 20V21H61ZM71 20H72V22H71ZM115 20V21H114ZM119 20V21H118ZM124 20V21H123ZM127 20H128V22H127ZM140 22H139V21ZM146 20V21H145ZM205 20H206V23H205ZM256 20V21H255ZM18 21L20 22V23H18ZM44 21V22H43ZM55 21V22H56ZM86 21V22H85ZM89 21V22H88ZM91 21V22H90ZM95 21H97L96 22V24H94L93 22ZM126 21V22H125ZM134 21V22H133ZM172 21H174V22H172ZM191 21H189V22H191ZM200 21L201 22H203V23H205L204 25H200ZM209 21V22H208ZM4 22H6V23H4ZM25 22V23H24ZM30 22H32V24H34V25H32L31 27H30V25H31V23ZM51 22V23H50ZM66 22V23H65ZM76 22V23H75ZM199 22V23H198ZM209 23V25L211 24V25H215V26H217V28H214L215 26H213V28L212 29H216V31H214V33L213 32H210L209 31V29H207V26H209L208 25V23ZM223 22H227V23H231L232 24V22H233V25H230V23L228 24V25H230V28L224 23V25H223ZM8 23V24H7ZM16 23H18V24H16ZM37 23V24H36ZM40 23V24H39ZM74 23H75V25H74ZM79 23H81V24H79ZM97 23L100 25V27L102 26V29H104V31H106V32H104L101 28H97L96 29V27L98 26L99 27V25H97ZM184 23V22H183ZM202 23V24H203ZM250 23V24H249ZM11 24V25H10ZM27 24V25H26ZM59 24V25H58ZM65 24V25H64ZM67 24V25H66ZM80 27H77V25ZM91 24V25H90ZM102 24V25H101ZM192 24H193V27H192ZM198 24V25H197ZM220 24H221V26H220ZM254 24H255V26H254ZM256 24L258 25V26H256ZM260 24V25H259ZM263 24V25H262ZM8 25H10L9 27H8ZM17 25H18V28H17ZM71 25H72V27H74V29L71 27ZM74 25V26H73ZM107 25V26H106ZM180 25V24H179ZM200 25V27H198ZM207 25V26H206ZM209 26L210 27V29H211V27L212 26ZM21 26V30H19V27ZM30 28H29V27ZM56 26H57V28L58 27H60L61 29H59L60 31H57L58 29H56ZM83 26V27H82ZM94 26H96V27H93ZM202 26V27H201ZM204 26H205V28L207 29H205V31L206 32H204ZM10 27H11V29H10ZM28 27V28H27ZM36 27V28H35ZM62 27H63V29H62ZM71 27V28H70ZM77 27V28H76ZM91 27V28H90ZM221 27V29L223 28L224 29V31H221L219 28ZM256 27V28H255ZM33 28V29H32ZM50 28H51V26H50ZM67 30H66V29ZM76 28V29H75ZM92 28L93 29H95V30H97V34H95L93 31H92ZM190 28H192V31H190ZM200 28V29H199ZM225 28H227L226 29V31H225ZM230 30H229V29ZM18 29V33L15 35V33L17 32L16 30ZM35 29H37V30H35ZM78 29V30H77ZM83 29H84V31H83ZM85 29H86V32H85ZM98 29L101 31H99V34L100 35H98ZM201 29H203V31L202 32H204V33H207V34H205V35H202L201 36V34H202V32H200V36H201V38L199 37V31L201 30ZM220 31H219V30ZM222 29V30H223ZM232 29V30H231ZM239 31V33H237V35H235L236 33L235 32H237V30ZM23 30V31H22ZM55 30H56V32H55ZM71 31V30H73L72 32H69V31ZM77 30V31H76ZM94 30V31H95ZM54 31V32H53ZM66 31V32H65ZM78 32V33H76V32ZM83 31V32H82ZM190 31V32H189ZM197 31V32H196ZM235 31V32H234ZM249 31H247V32H249ZM21 32H23V33H21ZM57 32H58V34L59 35H61L62 34V32H63V34L62 35H64V34H66V36L64 37L63 36V41L65 42V43H67L66 41H68V40H70V41H68L69 43V45L67 44L66 46V48H69L68 49V52H67V49L66 48H63V46L65 45L64 44V42H63V44H62V37H60L58 34H57ZM69 33V35H67L68 33ZM85 32V33H84ZM88 32V33H87ZM208 32H209V34H208ZM217 32V34H215ZM223 32V33H222ZM233 32V33H232ZM242 32V31H241ZM253 32V31H252ZM1 33V32H0ZM55 33V34H54ZM104 33H105V35H104ZM108 33V34H107ZM203 33V34H204ZM210 33H213L212 35L210 34ZM226 33V34H225ZM235 33V34H234ZM20 34V35H19ZM73 34V35H72ZM75 34V35H74ZM88 34H90V36H91V38H90V36L88 35ZM220 34V36H218L217 37V35H219ZM231 34H234L235 36H237L236 38H235V36L233 37ZM260 34H258V36L260 37ZM55 35L57 36L58 35V38H60V40L58 39V38H55ZM61 35V36H62ZM71 35V37H73L74 39H71V37H69ZM83 35V36H82ZM87 35V36H86ZM95 35V36H94ZM206 35H208V36H206ZM241 37H240V36ZM4 35H2V33H1V35H0V39H6L7 37H9V35H5L4 37H3ZM7 36V37H6ZM68 36V37H67ZM78 36V37H77ZM213 36V38H211ZM244 36H246V35H243V37ZM77 37V40L75 39ZM80 37V38H79ZM85 37V38H84ZM99 37H100V39H99ZM238 37H239V39H238ZM64 38H67L66 39V41L64 40ZM84 38V39H83ZM87 38V39H86ZM93 38V40H90V39H92ZM203 38H205V39H203ZM207 38V39H206ZM234 38V39H233ZM231 39V40H230ZM233 39V40H232ZM72 40L74 41V42H72ZM82 40V41H81ZM96 40H97V42H96ZM235 40V41H234ZM61 41V42H60ZM80 42V44H79V42ZM99 41V42H98ZM103 41V42H102ZM217 41H218V43H217ZM233 41V42H232ZM250 41H252V42H250ZM254 41H255V43H254ZM3 42V43H2ZM71 42V43H70ZM83 42V43H82ZM94 42H95V44H94ZM212 44H211V43ZM244 42V43H245ZM75 43L78 45H76L77 46V48H76V46H75ZM86 43H88V47H90V48H88L87 47V45H86ZM98 43V44H97ZM101 43V44H100ZM104 45H103V44ZM213 43H215L214 45H213ZM90 44V45H89ZM100 44V45H99ZM209 44H210V46H209ZM217 44H218V46H217ZM253 44H254V46H253ZM73 46V48H71L70 46ZM82 45L83 46H85L84 48H82ZM97 45V46H96ZM99 45V46H98ZM211 45H213V46H211ZM216 45V46H215ZM230 45V46H233L232 48L230 47V49H228L229 47L228 46ZM246 45V44H245ZM3 46H4V50L6 51H4L3 50ZM95 48V50H92L93 48ZM102 46V47H101ZM104 46V47H103ZM215 46V47H214ZM106 47V48H105ZM210 48V50L212 49L213 50V48H215L216 49V51L215 50H209L208 48ZM218 49H217V48ZM250 47H253V49H250ZM32 48V47H31ZM31 48H30V50H31ZM75 48L78 50H75ZM80 48H82L80 51H79V49ZM85 48H86V50H85ZM92 48V49H91ZM105 48V49H104ZM248 48H249V50H248ZM22 49V50H21ZM53 49H56L57 50V53H56V56H57V54H58V52H59V56H61L62 54H64V56H61V58L62 57H64L65 59H67V58H72L73 57V55H75V51H77L78 53H80V55L82 54V50L84 49L85 50V52H83L84 54H82V59H81V57H79L81 60H83V62L84 63H80L81 65V67L83 68L84 67V69H86V67H88L86 70H88V73L87 74H89L88 75V80H87V78H85L86 76H87V74H86V72L87 71H84L83 72V76L81 75L82 74V72L81 71H83V70H81L80 69V67H79V69H78V71H77V69L76 68H74V67H72V65H73V63H74V61L73 60H65L64 58H62L61 59V67H60V65H58V64H60V62H58L57 60H55L54 58V54H55V50H53ZM72 49H74V52L72 51ZM87 49H89V51L87 50ZM91 49V50H90ZM208 49V50H207ZM20 50H21V52H20ZM29 50V52H31V54H32V50L30 51ZM60 50H62L61 52H60ZM83 50V51H84ZM255 51L256 52V50H257V53H256V55H255V52H252V51ZM4 51V52H3ZM11 51V52H10ZM53 51V52H52ZM63 51H66V53H62ZM73 52L72 54H71V52ZM89 52L90 53V51H91V55L92 54H94V56H96V57H94V56H92L93 58L91 59V55L89 54V53H87V52ZM107 51V52H106ZM248 51H251V53L250 52H248ZM8 52V53H7ZM10 52V53H9ZM20 52V53H19ZM24 52V53H23ZM49 52H52V53H54V54H50ZM76 52V53H77ZM93 52V53H92ZM229 52V53H228ZM44 53H46V54H44ZM62 53V54H61ZM68 53V55H66ZM77 53V54H78ZM226 53H228L227 55H226ZM230 53V54H231ZM248 53L249 54H251V55H255V57L254 56H248ZM259 53V54H258ZM260 53H261V55H260ZM21 54V55H20ZM30 54V53H29ZM50 54V55H49ZM87 56H86V55ZM89 54V55H88ZM229 54V55H230ZM260 55V56H258V55ZM20 55V56H19ZM22 55L24 56V57H22ZM79 55V56H80ZM223 55V56H222ZM232 55H234V54H232ZM67 56H70V57H67ZM88 56H90L89 57V59H88V62H87V64H88V66H87V64H86V61H84V59H86ZM227 56V57H226ZM257 56V57H256ZM262 56H263V58H262ZM33 57V58H32ZM51 57V58H50ZM83 57H85V58H83ZM112 57V58H111ZM229 57H232V59L230 60L229 59ZM250 57H252V60H250L249 58ZM22 58L23 59H26V58H29V60L28 59H26V61L24 62V60H22ZM44 58H46V60L44 59ZM52 59V60H50V59ZM95 58V60H97L98 61V63L95 61V60H93ZM96 58H98V59H96ZM239 58V57H238ZM239 58V59H240ZM47 59H49L50 61H57V65H56V63L54 64V62L52 63V62H50L49 60H47ZM56 59H59L60 60V57L59 58H56ZM64 59V60H63ZM73 59V58H72ZM228 59V60H227ZM254 59H256V60H254ZM259 59V60H258ZM34 60V61H33ZM90 60V61H89ZM93 61V63H92V61ZM101 60V61H100ZM65 61V63H66V65L64 66V63H62V62H64ZM69 61H70V65H71V67L69 68V67H67V70H65L66 69V66H67V64H69ZM95 61V62H94ZM229 61H231V62H229ZM238 62V64H237V62ZM27 62V64H28V67H30V69L27 67V65L25 64ZM71 62H73V63H71ZM80 62H82V61H80ZM91 62V63H90ZM112 62V63H111ZM243 62V63H242ZM100 63V64H99ZM51 65V68H52V64L53 65H55V66H58V68H57V70H58V72L60 73L61 71H62V69L61 68H63V71L60 73V74H58V72H57V74H56V71H53V69L55 68L56 69V67L55 66H53V68H52V71H51V68L48 66V65ZM94 66H92V65ZM97 64V65H96ZM199 64H206L207 66H209L210 68L209 69H204V67L206 66V65H203L204 67H202L201 65V67H202V69H200L201 67H199V68H197V66L199 65ZM253 64V65H252ZM262 64V65H261ZM84 65V66H83ZM86 65V66H85ZM100 67H99V66ZM189 65H191L193 68H191ZM227 65H231V67H234V68H236V70H238V74H241L242 75V73L244 72V70H245V72L243 73V75H242V77H241V75H240V77H236V76H232V78H228L227 80L226 79H224V80H222V81H219V79H218V75L221 73V72H223V71H226L227 69H228V67H227ZM256 65V66H255ZM43 66V65H42ZM48 66V67H47ZM64 66V67H63ZM259 68H261V69H257L258 67ZM24 67V69H22ZM25 67H27V68H25ZM34 67V68H33ZM190 67V68H189ZM252 67L253 68H255L256 70H254L253 69V71H252ZM263 67H264V65H263ZM47 68V69H46ZM68 68H69V73L68 74H66V73H64V74H66V75H64L63 74V72H68ZM74 68V70H70V69H73ZM91 68V69H90ZM27 69V70H26ZM61 69V70H60ZM105 69V70H104ZM200 69V70H199ZM203 69L204 70H206V72H204L203 71ZM81 70V71H80ZM93 70H94V72L96 73H94L95 75H93ZM198 70V71H197ZM259 70V71H258ZM97 71V72H96ZM105 71V73H103ZM250 71H252V73H250ZM55 72V73H54ZM71 72V73H70ZM81 72V73H80ZM247 72H249V73H247ZM263 72H264V70H263ZM52 73V74H51ZM53 73H54V75H53ZM92 73V74H91ZM117 75H116V74ZM2 74V75H1ZM52 76H51V75ZM72 74V75H71ZM79 74V75H78ZM101 74V75H100ZM116 76H115V75ZM245 74H248V75H246L245 76ZM256 76H255V75ZM15 75V76H14ZM75 75H76V77H75ZM81 75V76H80ZM90 75H92L91 77H89ZM97 75H98V78H100L99 80L97 79ZM103 75V76H102ZM121 75V76H120ZM124 76V78H123V76ZM260 75V76H259ZM17 76V77H16ZM19 76V77H18ZM68 76V77H69ZM100 76V77H99ZM110 76H112V78H113V81H111L112 80V78L110 79ZM118 76V77H117ZM249 76H251V78H252V81H253V79L256 77L257 79H255L254 81H253V83H251L252 81L248 78L247 79V77H249ZM253 76H254V78H253ZM258 76V77H257ZM9 77V78H8ZM11 77H15V78H17V79H19L18 81H19V83H18V81H17V85L16 84H12V83H15L16 82V80H15V78H14V80H15V82H14V80H13V82L11 81ZM23 77H24V80H23ZM30 77V78H29ZM93 77H96V79L94 78V82L92 81L93 80ZM105 77H108V79H106ZM116 77V78H115ZM122 77V78H121ZM132 77V78H131ZM243 77H245V78H243ZM52 78H55V77H52ZM61 78V79H62ZM83 78H85L84 80H83ZM101 78H104V79H101ZM126 78V79H125ZM234 78V79H233ZM239 78V79H238ZM240 78H241V80H240ZM243 78V79H242ZM61 79L59 80L58 79V77H57V80H59V81H57L56 79H52L53 81H54V84H58V82H59V84H60V81H61ZM90 79V80H89ZM106 79V80H105ZM121 79V80H120ZM124 79V80H123ZM231 79V80H230ZM238 79V81L236 82V80ZM259 79V80H258ZM26 80H28V81H26ZM56 80V81H55ZM74 81V82H77V81ZM99 81V83L97 84V83H95V82H97V81ZM100 80H101V82L103 81L105 84H103V85H105V86H103L102 85V83L100 82ZM115 80V81H114ZM118 80V81H117ZM123 80V81H122ZM128 80V81H127ZM230 80V81H229ZM234 80V82H232ZM242 80L243 81H245V82H243V83H246L248 80L250 81L249 83L250 84H248V82L245 84V86L244 87H241L240 86V84L242 83ZM258 80V81H257ZM62 81H63V79H62ZM61 81V82H62ZM70 81H72V80H70ZM87 81L88 82H90L89 84H87ZM107 81V82H106ZM110 81H111V83H110ZM143 81V82H142ZM155 81H157V82H155ZM159 81V82H158ZM207 81H213V82H207ZM227 81V82H226ZM239 81H241V83L239 82ZM55 82H57V83H55ZM113 82V83H112ZM115 82V83H114ZM119 82V83H118ZM120 82H122V84L120 83ZM221 82H226L225 84L224 83H221ZM256 82V83H255ZM92 83H94V84H96V85H93ZM106 83L108 84V85H106ZM148 83H149V86H147L148 85ZM219 83V84H218ZM232 83L234 84V85H232ZM238 83V84H237ZM255 83V85H253ZM260 83H262V85L260 84ZM9 84V85H8ZM92 84V86H94V87H90L89 85H91ZM100 84H101V87L102 88H105V89H102V88H100ZM110 84H111V86H113L112 84H120V85H122V86H119V85H116V87L117 86H119V87H117L120 91H125V92H120V91H118V89L115 87V85H114V87H111L110 86ZM139 84H140V86H139ZM145 84V85H144ZM196 84V86H194ZM223 84V85H222ZM236 84L237 85H239L238 87H236ZM248 84V85H247ZM259 84V85H258ZM11 85H13V86H11ZM28 85V84H27ZM98 85H99V87H98ZM127 85V86H126ZM137 85V86H136ZM181 85V86H180ZM186 85V86H185ZM191 85H192V87H191ZM210 85H213V87L215 86V87H217V85H220V86H222V88L220 89V88H218V87H220V86H218L217 88H218V90L214 87V89H213V87L212 86H210ZM230 85H232V86H230ZM244 85V84H243ZM257 85V86H256ZM7 86V87H6ZM12 88H11V87ZM19 88V90H20V87H23L22 89H25L26 90V92H28L27 93V95L28 94H31V96L30 95H28V97L27 96H25L26 95V93H24L23 94V92H25V90L23 91L22 89V91H19L18 90V88ZM29 86V85H28ZM87 86H85V88H83V90H85L86 89V87ZM126 86V87H125ZM130 88H129V87ZM134 86V87H133ZM146 87V88H141V87ZM177 86H179V87H177ZM199 86H201V87H199ZM233 86L235 87V89H232L233 88ZM253 86H256V87H254L253 88ZM122 87V88H121ZM134 89H133V88ZM139 88V89H137V88ZM187 88L186 90H185V88ZM198 87H199V89H198ZM207 90H205L204 88ZM225 87V86H224ZM232 87V88H231ZM248 89H247V88ZM261 87V88H260ZM262 87H263V89H262ZM94 88V89H93ZM95 88H99L98 89V91H97V89L95 90ZM128 88V89H127ZM132 88V90H130ZM149 88V89H148ZM150 88H152V90H151V92H150ZM153 88H154V90H153ZM194 88H197L198 90H196V89H194ZM202 88V90L204 89L205 91H202V90H200ZM212 89L211 91L209 90V92H208V89ZM237 88V89H236ZM246 88V90H242V89H245ZM261 90L262 89V91H263V93H262V91H260L259 89ZM9 89V90H8ZM11 89H13V90H11ZM102 89V90H101ZM127 89V90H126ZM145 89H148V91H146ZM192 89H194V90H192ZM255 91H254V90ZM31 90V89H30ZM97 91V92H95V91ZM104 91L103 93H104V95L103 94H101L102 92L101 91ZM106 90H108V91H106ZM110 90V91H109ZM112 90H113V93L115 94V96H114V94H111V92H112ZM139 90V91H138ZM142 90H144V91H142ZM192 91V93H190V91ZM199 90L200 91H202V92H200L199 93ZM11 91V92H10ZM18 91V93L20 92L21 93V95H20V93L18 94V93H16ZM142 91V92H141ZM194 91V92H193ZM196 91L198 92V93H196ZM246 91H248V92H246V94H245V92ZM257 91V92H256ZM260 91V92H259ZM89 91H88V95H89V97H90V93ZM107 92V93H106ZM116 92L117 93H119V94H116ZM138 92V93H137ZM145 92V93H144ZM226 92V93H225ZM239 92V93H238ZM257 94H256V93ZM14 93V94H13ZM86 93V92H85ZM108 93H109V95H108ZM141 93H142V95H144V96H142L141 95ZM152 93V94H151ZM154 93V94H153ZM160 93V94H159ZM168 93H169V95H170V97H167L166 98V100H164L163 101V99H164V97L163 96H165L166 94L168 95ZM195 93L196 94H198L197 96L201 99H198V97L195 95ZM202 93V94H201ZM206 94V96H207V98H206V96H204L205 94ZM216 95H215V94ZM253 93V94H252ZM18 94V95H17ZM91 94V95H92ZM122 96H121V95ZM150 95L149 97L148 96H146V95ZM156 94H158V95H156ZM194 94V95H193ZM200 94V95H199ZM219 94H221V92L219 93ZM221 94V95H222ZM226 94H227V96H226ZM87 95V94H86ZM87 95V96H88ZM111 95V96H110ZM120 96V98H119V96ZM161 95V96H160ZM252 95H255V96H257V101H255V100H252V98H254L255 99V97H253ZM258 95H259V98L260 99H262L263 100V102H261V100L258 98ZM261 95V96H260ZM22 98H21V97ZM99 96V97H100ZM109 96L110 97H112V98H109ZM113 96H114V98H113ZM128 96H130V97H128ZM190 96H191V98H193V100H194V103H195V105H197V106H195L194 104H193V100L190 98ZM200 96H204V98L205 99H203V97L201 98ZM211 96V97H212ZM234 96H233V98H234ZM26 99H25V98ZM30 97V99H32L31 97H35V102H36V100L38 99V101H39V99H40V102L43 104H41L40 102H32V100H30V99H28ZM106 97V98H105ZM145 97V98H144ZM163 97V98H162ZM190 98V100H189V98ZM195 97V98H194ZM196 97H197V99L199 100V102L197 101V99H196ZM220 97V96H219ZM240 97V98H239ZM92 98V99H93ZM143 98H144V100H143ZM147 98V99H146ZM209 98V99H208ZM45 99V98H44ZM99 99H101L102 100V98H99ZM98 99V100H99ZM107 99H110V100H106ZM126 99H124L125 100V103H123L122 101L120 102H118V103H122L121 104V106L123 105V104H125V105H123L124 106V108H125V106H127V105H129V102H130V104H131V100L132 99H130L129 100V102H127L128 100H126ZM160 99V100H161ZM181 99V100H180ZM213 99V100H212ZM216 99V100H215ZM223 99V100H222ZM237 99L239 100V101H237ZM27 100L28 101H30V102H32V105L34 106V107H32L33 108V110H32V108L30 107V102H27ZM33 100H34V98H33ZM101 100H99V101H101ZM103 100H102V102H103ZM135 100V99H134ZM153 100L155 101V99L153 98ZM168 100V101H169ZM180 100V101H179ZM186 100V101H185ZM230 100V101H229ZM243 100V101H242ZM252 100V101H251ZM143 103H142V102ZM145 101V102H144ZM153 101V102H154ZM178 101V103H176ZM187 101H188V103L190 104V102H192V104H188L187 103ZM217 101V102H218ZM231 101H232V103H231ZM233 101L235 102L234 103V105H233ZM254 101V102H253ZM27 102V104H29V106L27 105L26 106V104L25 103ZM57 102V103H56ZM126 102H127V105H126ZM181 102V103H180ZM240 102H244L243 104L242 103H240ZM250 102V103H249ZM260 102H261V104H260ZM117 102H116V104H118ZM139 103H142V106L139 104ZM155 103V102H154ZM153 103V104H154ZM173 103V104H172ZM181 105H180V104ZM238 103H240L241 105H242V107L240 106V104H238ZM245 103H246V106H244L245 105ZM249 103V104H248ZM252 103L254 104V105H252ZM35 104H41V105H39V106H43L44 107V109H45V106L47 107V110L50 112V113H48L47 112V110L45 109V111H42L43 109L42 108H39V106H35ZM132 104H133V101H132ZM131 104V105H132ZM152 104V103H151ZM169 104H166V106H169V107H165V108H161L160 106L161 105H159V109L161 108L162 110H164L163 112H165V111H169V110H167L168 108L170 109V105ZM205 104V103H204ZM236 104H237V106H236ZM252 106H251V105ZM260 105V107H256V105ZM118 105H120V104H118ZM186 106V108H188V109H186L185 108V106ZM232 105V106H231ZM51 106V107H50ZM52 106H56V107H58V108H55V109H59L61 106L63 107V108H66V107H68V108H66L65 110L63 109V108H61L60 110H62V112L61 113H63V114H61L60 113V111L58 110V112L60 113V115H59V113L58 112H56V110H53V107ZM122 106V107H123ZM151 106V109H153L154 110V106L153 105H150ZM156 106V105H155ZM162 106V107H163ZM190 106H191V108L194 110V111H190ZM195 106V107H194ZM217 106V107H216ZM235 106V107H234ZM239 106L241 107L240 109H239ZM262 106V107H261ZM38 107V108H37ZM132 107H137V106H132ZM132 107H126V109H130V110H134V111H144V112H146V111H148L147 109L149 108V104H148V108L147 109H138V108H135V109H133ZM158 107V106H157ZM183 107V108H182ZM194 107V108H193ZM216 107V108H215ZM244 107V109H242ZM246 107V108H245ZM258 108V110L256 109V108ZM36 108V109H35ZM50 108H52V111H54V113H51L52 111H50L51 109ZM73 109V110H71V109ZM197 108H196V111H197ZM212 108V109H211ZM235 109L234 111L235 112H231V111H233V110H231V109ZM248 108V110H246ZM252 108H254L255 110H252ZM68 109H70V110H68ZM150 109V110H151ZM172 109V108H171ZM182 109V110H181ZM216 109V110H215ZM218 109V110H217ZM222 109V111H220L219 113H216V112H218L219 110H221ZM239 109V110H238ZM251 109V110H250ZM31 110V111H30ZM153 110H151L152 112H153ZM156 110V109H155ZM161 110V111H162ZM176 111H177V109H175ZM215 111V112H212V111ZM226 110H228V112L226 111ZM229 110H230V112H229ZM241 110H244V111H246L245 113H244V111H241ZM257 110V111H256ZM17 111V112H16ZM25 112V114L26 115H28L29 114V116H31L30 115V113H33V115L31 116V119L29 118V116L27 117L23 112ZM29 111H30V113H29ZM33 111V112H32ZM35 111V112H34ZM67 111H72V112H69V113H72V114H69V121H71L70 123L72 124V126H70V124H69V121L67 120V118L66 117H68V112ZM174 111V110H173ZM188 111V112H187ZM211 111V112H210ZM224 111H226V112H224ZM238 111V112H237ZM255 111L257 112V113H259L258 115H256V113H255ZM11 112H16V113H14L17 117H18V119H19V114L21 113L22 114V117L20 116V122H21V124H20V122L17 124V120H13V119H17V117H15L14 115H13V113H11ZM18 112H20V113H18ZM39 112V113H38ZM66 112V114H67V116H65L66 114H64ZM75 112V113H74ZM154 112H156V111H154ZM153 112V113H154ZM170 113H171V110L169 111ZM193 112V114H191V116H187V115H190V113H192ZM223 112L225 113V114H223ZM237 112V113H236ZM3 113V114H2ZM44 113V114H43ZM58 115H57V114ZM174 113V112H173ZM176 113V112H175ZM182 113H184V118H183V114ZM216 115H215V114ZM226 113H228L227 115H226ZM231 113V114H230ZM233 113H236V114H234V115H232ZM244 113V114H243ZM5 114V115H4ZM6 114H8V115H6ZM11 114V115H10ZM37 114V115H36ZM40 114V115H39ZM46 114V115H45ZM53 114H56V115H53ZM169 114V113H168ZM179 114H178V116H179ZM198 115V116H201V115ZM206 114H207V116H206ZM209 114V115H208ZM212 114H214L213 116H216L217 118H218V121H217V118L216 117H213L212 116ZM217 114L218 115H221V117L222 118H220V116H217ZM262 114V115H261ZM14 117H13V116ZM23 115H25V116H23ZM42 115V116H41ZM44 115V116H43ZM49 115V116H48ZM70 115H72L73 116V118H75L76 116H78V117H76L75 118V120L74 121H78V119H79V121L81 120V122H77L78 124H79V129H78V127L76 128V130H75V132H73L74 130L73 129H71V127H74L75 126V124H76V126H78V124L76 123V122H74L75 124H73L72 123V116H70ZM169 115H171V114H169ZM175 115V114H174ZM174 115H172L173 117L171 118V120L173 121L174 119ZM177 115V114H176ZM222 115H224V117L222 116ZM232 115V116H231ZM249 115V114H248ZM4 116H7V117H9V118H7V117H5V119H4ZM11 116V117H10ZM36 117V119H35V117ZM41 116V117H40ZM46 116V117H45ZM52 116V118L54 117V120L57 122L58 121V118H62V117H64L63 119L65 120V122H64V120L62 119V120H60V122L61 121H63V122H57V124H56V122H55V124H54V122L53 121H51V120H53L52 118H50ZM57 116V117H56ZM59 116V117H58ZM209 116H211V118L209 117ZM230 116V118H231V120H229L228 119V117ZM238 116V115H237ZM32 117H34V119L32 118ZM71 117V118H70ZM80 117V118H79ZM83 119H82V118ZM225 117L227 118L226 120H224L225 119ZM241 116H239V120H241V118H240ZM247 117V116H246ZM249 118H250V115L248 116ZM253 117H251V118H253ZM260 117V118H261ZM264 117V116H263ZM28 118V119H27ZM38 118H40L39 120H38ZM44 118V119H43ZM48 118V119H47ZM51 120H50V119ZM166 118H169L168 116L166 117ZM238 118V117H237ZM237 118H234L233 120H235V119H237ZM244 118V117H243ZM242 118V119H243ZM7 119V120H6ZM10 119V120H9ZM12 119V120H11ZM21 119H22V121H21ZM24 119V120H23ZM26 119V120H25ZM31 121H30V120ZM43 119V120H42ZM204 119H202L201 121H204ZM209 119H211L212 121L210 122L209 121ZM222 120L223 119V121H222V123L220 122V120ZM247 119V118H246ZM261 119H263V118H261ZM29 120V121H28ZM33 120V121H32ZM34 120H35V122H34ZM45 120V121H44ZM176 120H177V117H176ZM216 121V123L215 122H213V121ZM229 120V124H227L226 125V121H228ZM16 121V122H15ZM28 122V123H26V122ZM39 121V122H38ZM41 121V122H40ZM50 121V122H49ZM92 122V123H90V122ZM178 121V120H177ZM248 122H249V120H247ZM263 121V120H262ZM2 122V123H1ZM6 122H7V125H6ZM23 122V123H22ZM31 122V123H30ZM53 123V125H52V123ZM98 122V123H99ZM158 122V121H157ZM173 122H175V121H173ZM187 122H188V120H187ZM219 122V123H218ZM235 122H236V120H235ZM239 122V121H238ZM242 122H246V120L244 121V119H243V121ZM8 123H10V124H8ZM25 123V124H24ZM29 123H30V125H32V127L29 125ZM39 123H41V124H39ZM89 123V124H88ZM105 123V124H104ZM178 123V122H177ZM182 123V122H181ZM181 123H178V125L179 124H181ZM221 123V125H223L224 123V125L222 126L223 128H225V129H227L228 128V132H229V136L227 135V133H225V130L224 129H222V127L221 126H219V124ZM228 123V122H227ZM262 123H263V126H264V121L263 122H261L257 127V129L255 130V128L254 127H252L253 129H251V128H249L250 129V131H248V130H246V131H248V133H252L253 135H251L250 136V134H248L247 132V136H248V138L249 139H243V141H241L242 140V138H244V136H245V138H247L246 137V135H245V133L243 134L244 136L243 137H241L238 141H235V142H237L238 144H240V145H242L243 144V146L247 143L246 142V140L247 141H250V140H254L255 139V137H256V135L258 136V138H259V135L260 134H262V133H260L259 131L258 132H256L259 128H261L260 129V131L262 130V132L264 131V127L262 128L261 127V125H262ZM16 124V125H15ZM23 124H24V126H23ZM37 124H39V125H37ZM44 124V125H43ZM48 124H50V126L48 125ZM61 124V126H59ZM93 124V125H92ZM163 124V123H162ZM172 124H173V126H172ZM175 124H176V122H175ZM174 123H172V122H170V125H169V129H171L172 131H174V130H178L179 129V127L177 126V124L175 125ZM184 124V123H183ZM189 124V125H190ZM206 124H207V126H209V128H211V129H209L210 131H212L211 133L210 132H208L209 130H208V128L206 127V129H205V126H206ZM217 124H218V126H217ZM242 124H246L247 125V127H245V126H243V127H245V128H243L244 130H242V128L240 129V125H242ZM13 125H15V126H13ZM28 127H27V126ZM74 125V126H73ZM105 125H106V127H105ZM165 125H167L168 126V123H166ZM164 125V126H165ZM176 127H175V126ZM182 125V124H181ZM181 125H180V127H181ZM236 127V128H234V126ZM12 126V127H11ZM17 126V127H16ZM23 126V128H21ZM26 126V127H25ZM30 126V127H29ZM53 126V127H52ZM75 126V127H76ZM91 126V127H90ZM95 126V127H94ZM184 127H186L185 125H183ZM196 126H199L198 128L196 127ZM227 128H226V127ZM231 126V128L230 129H236V130H234V134H233V131H230V129H229V127ZM6 127V128H5ZM25 127V128H24ZM33 127H34V129H36L37 131H35L34 129H33ZM38 129H37V128ZM47 127V128H46ZM56 128V130H55V128ZM166 127V126H165ZM178 127V128H177ZM190 127V126H189ZM217 127V128H216ZM219 127V128H218ZM249 127H251V126H249ZM9 128V129H8ZM10 128H11V130H10ZM92 128H94V130L92 129ZM168 128V127H167ZM176 128V129H175ZM204 128V129H203ZM5 129V130H4ZM8 129V130H7ZM12 129H13V131H12ZM17 129L19 130V134H18V136H17V134L16 133H18L17 132ZM48 129V130H47ZM75 129V128H74ZM101 129V130H100ZM117 128H115L114 127V132H115V130H116ZM182 129V128H181ZM186 129V128H185ZM189 129V128H188ZM204 131H203V130ZM213 129L215 130V131H213ZM216 129H219V130H217V132H216ZM221 129V130H220ZM4 130V131H3ZM7 130V131H6ZM15 130V131H14ZM26 130H28V131H26ZM34 130V131H33ZM41 130V131H40ZM44 132H43V131ZM53 132H52V131ZM95 130H96V132H95ZM110 130V129H109ZM184 129H182L181 130V133H182V131H183ZM199 132V131H201L202 130V134H201V132L199 133V136H198V133H197V131ZM205 130H207L206 132V134L204 133L205 132ZM237 130L240 132V130H241V132L239 133H237ZM24 131L25 133H27V134H24V132L22 133V132ZM40 131V132H39ZM59 131V132H58ZM63 131V132H62ZM85 131V132H84ZM87 131V132H86ZM118 131V129L116 130V132ZM120 131V130H119ZM191 131V130H190ZM219 131V132H218ZM221 131V132H220ZM11 132V133H10ZM14 132H16V133H14ZM30 132V133H29ZM31 132H32V135H31ZM33 132H35V133H33ZM49 132H50V134H49ZM102 133V132H99V133H101V134H106V141L109 143L110 142V140L112 139L111 137H112V135L114 136L115 134H116V136H117V134H118V132L116 133L115 132V134H114V132H111V130H110V132H111V134L112 135H108L107 136V132L106 133ZM121 132H124V130L123 131H121ZM120 132V135L122 134ZM129 131H126L125 133H128ZM175 132H177V131H175ZM232 132V133H231ZM41 133V134H40ZM44 133V134H43ZM52 133V134H51ZM60 133H62L63 135H61ZM76 134L75 136H73L74 134ZM177 133H179V134H181L179 131L177 132ZM184 135H185V133H190L189 131L187 132H185V130H184ZM183 133H182V135H183ZM221 133V134H220ZM6 134V135H5ZM21 134H23V136H24V138H25V140H24V138H21V137H23ZM47 134H48V136H47ZM109 134V133H108ZM129 134V133H128ZM191 134V133H190ZM203 134H205L204 136H202ZM232 134L234 135V136H232ZM236 134H239V135H236ZM19 137V141L20 140H22L23 139V142H19V141H17L18 140V138L16 137ZM21 135V136H20ZM36 135V136H35ZM43 135V136H42ZM51 135V136H50ZM65 135V136H64ZM72 135V136H71ZM78 135V136H77ZM80 135H82V134H80ZM86 135V134H85ZM89 135H91V134H89ZM119 135V134H118ZM189 135V134H188ZM188 135H185V136H188ZM192 135V136H193ZM209 135V136H210ZM46 136V137H45ZM50 136V137H49ZM94 137H95V135H93ZM121 136H123L122 138V140H124V139H126V138H124V135H121ZM126 136V135H125ZM128 136V135H127ZM191 136V137H192ZM211 136H213V135H211ZM237 136V137H236ZM28 137V138H27ZM29 137H31V138H29ZM54 137V138H53ZM66 137V138H65ZM72 137V138H71ZM76 139H74V138ZM82 137V136H81ZM83 137H84V135H83ZM91 136H89L88 138H89V140L91 139L90 138ZM101 137H103L102 135H101ZM188 137H190V136H188ZM201 137H204V140H202L201 139ZM238 137V138H239ZM260 137L262 138V140L260 139V141L261 142H263L262 144L264 145V135H260ZM7 138V139H6ZM35 138V139H34ZM68 138V139H67ZM99 138H100V135H99ZM110 138V140L108 141V139ZM114 138H116V139H118L119 140V138L118 137H114ZM206 138V139H205ZM212 137H210V139H211ZM224 138H225V142H224V144H223V140H224ZM234 138V140H237V139H235ZM10 139V140H9ZM26 139H28V141L26 140ZM54 139V140H53ZM59 139V140H58ZM82 139V138H81ZM103 139V138H102ZM104 139H105V136H104ZM194 139V138H193ZM193 139H192V141H193ZM213 139V138H212ZM220 139V138H219ZM227 139V140H226ZM14 140H15V142H14ZM92 140V139H91ZM117 140V141H118ZM8 141H13V142H9V144H7L8 143ZM51 143H50V142ZM65 141H67V143L65 142ZM77 141V142H76ZM105 141V140H104ZM113 141H115V140H113ZM113 141L111 140V143H113ZM195 141V140H194ZM26 142V143H25ZM64 142V143H63ZM90 142V141H89ZM95 142H96V140H95ZM106 142V143H107ZM252 142H254V141H252ZM252 142H249V143H252ZM12 143V144H11ZM29 143H32V145H33V147L36 149H34L33 147H32V145H31V147L30 146H27ZM79 143H80V145H79ZM105 143V142H104ZM104 143H101L100 145H101V147H100V150H101V148H103V145H104ZM118 143H120V144H118V146L120 145L121 147H122V144L124 143V141H122L121 142V140H119V142H114V144L115 145H117ZM122 143V144H121ZM227 143H226V145H227ZM11 144V145H10ZM24 144H26V146L24 145ZM46 144H50V145H52V146H48V145H46ZM62 144V146H60V148H58V145H61ZM76 144V145H75ZM8 145H10V146H8ZM15 146V147H13V146ZM112 146H113V144H111ZM12 146V147H11ZM48 146V147H47ZM78 146V147H77ZM83 146H85V144L84 145H82V147ZM105 146V145H104ZM106 146H108L109 148H111L112 149V146H109V145H107L106 144ZM113 147V149L110 151L111 153H114L113 155H111V153H110V155H108L109 154V152H108V154H107V151H108V149H107V151L105 150V149H102L101 150V152L102 151H106L105 153L108 155V157L110 156V158L109 159H111V156H113L114 157V155H115V153H117V154H119L120 153V155H121V153L122 154H124L123 152H125V151H121V150H123V148H121L120 146L119 147ZM246 146V145H245ZM244 146V147H245ZM248 146V145H247ZM62 147V148H61ZM107 147V148H108ZM226 147V146H225ZM227 147H230L229 145H227ZM226 147V148H227ZM232 147H235V146H231L230 148H232ZM33 148V149H32ZM63 148H65L64 150L66 151H62L61 149H63ZM80 148V149H79ZM105 148V147H104ZM114 148H117V151L116 150H114ZM247 148V147H246ZM5 149V150H4ZM12 149V150H11ZM79 149V150H78ZM99 149V148H98ZM11 150V151H10ZM30 150H31V152H30ZM36 151L35 153H34V151ZM61 150V151H60ZM78 150V151H77ZM81 150V154H82V152H85V153H83V154H85V156H83V158H80L82 155L80 154H78L79 153V151ZM120 150V151H119ZM149 150V152H150V149H148ZM164 150V149H163ZM166 150H168V149H166ZM6 151V153L4 154V152ZM8 151V152H7ZM16 153V154H14V152ZM52 151V152H51ZM57 151V152H56ZM90 151V152H91ZM96 151V153H97V151L98 150H95ZM116 151V152H115ZM147 151V150H146ZM170 151V150H169ZM2 152V153H1ZM9 152H10V154H13L12 156L11 155H9ZM12 152V153H11ZM63 152H65L64 153V155H63ZM89 152V157H90V154L92 155V153H90ZM99 152V151H98ZM100 152V155L102 156V153ZM153 151L151 150V152L150 153H147L146 152V155L145 156H147L148 154H151V155H154V156H159V154H156L155 155V153L153 152ZM163 152V151H162ZM166 152H168V151H166ZM8 153V154H7ZM54 153V154H53ZM145 153V152H144ZM165 153V152H164ZM35 154L37 155V156H35ZM87 154H88V152H87ZM93 154H94V152H93ZM98 155H99V153H97ZM96 154V155H97ZM104 154V153H103ZM117 154L115 155V158H113V159H111V162L114 160V162H113V164H115V161H118V159H119V157L116 159V156H117ZM75 155H76V157H75ZM107 155H105L104 154V156H103V158L105 157L106 158V156ZM125 155V154H124ZM80 156V157H79ZM64 157V158H63ZM88 157V158H89ZM96 157H99V156H96ZM107 157V158H108ZM124 157V156H123ZM121 158L122 160L124 159L125 161L123 162V165H124V163H126L124 166L126 167H124L123 165H121L120 167H122V171L124 170V168H125V170L122 172L121 171V173H119L120 172V167H118V168H115L114 166H116L117 167V162H116V164L115 165H110L111 167H114L115 169H112L111 171L113 172L112 174H111V178L112 177H116L117 175H118V173H119V175L117 176L118 178H116L117 179V181L119 180V181H121L123 184H121L120 186H121V188L119 187V189H118V187L117 186H115V187H112L111 189H113V190H115L116 189V191H120V192H122V190H124V188H122L123 187V185L125 186V184H124V182H123V180L122 179H124L123 177H124V174H126L125 176H127L128 174H129V172H130V170L131 171H133V170H136V169H138V170H136L138 173L140 172V170H141V168L140 167H146V166H144L143 164H141V163H139V164H137V162H136V166L135 167H133V165L130 167V169H129V166L127 167V163H129V161L130 160H128V162H127V160L126 159H128V157L126 158V156L124 157V158ZM76 158V159H75ZM93 158H94V155H93ZM93 158L91 157V159H90V161L92 160V161H94L93 160ZM101 158V157H100ZM99 158V159H100ZM102 158V159H103ZM126 158V159H125ZM135 158V157H134ZM18 159V160H17ZM74 159V160H73ZM82 159V160H81ZM95 159H98V158H95ZM58 160V161H57ZM61 160H63V161H61ZM79 160V161H78ZM106 160V159H105ZM132 160V159H131ZM65 161V162H66ZM75 161L77 162V163H75ZM83 161V162H82ZM91 161V162H92ZM119 161H121V160H119ZM118 161V162H119ZM136 161V160H135ZM139 161V160H138ZM17 164H16V163ZM59 162V163H58ZM83 163V164H80V163ZM91 162H90V165H91ZM96 162V161H95ZM98 162H99V160H98ZM98 162H96V163H98ZM102 162H105V161H102ZM107 160H106V164H107ZM110 162V161H109ZM122 162L120 163H118V164H122ZM134 162V161H133ZM140 162V161H139ZM9 163V164H8ZM11 163H13L12 165H11ZM64 163V165L63 166H61V164H63ZM68 163V164H69ZM131 163V162H130ZM135 163V162H134ZM134 163H132V164H134ZM4 164H5V166H4ZM92 164H95L94 162L92 163ZM98 164H100V163H98ZM106 164L104 165H102L103 166V168L105 169V167H106ZM140 164H141V166H140ZM153 164H154V161H153ZM58 165V166H57ZM83 166V167H79V166ZM130 165V164H129ZM137 165H139V166H137ZM4 166V167H3ZM105 166V167H104ZM149 166V165H148ZM51 167V168H50ZM68 167V168H69ZM75 167V168H74ZM93 168H95L94 169V171L96 170V171H98V169L99 168H96L97 167V165L95 164L94 166H92ZM98 167H100V165L98 166ZM107 167H109V164H108V166ZM124 167V168H123ZM156 167V166H155ZM3 168V169H2ZM5 168V169H4ZM13 168V169H12ZM22 168V169H21ZM29 168H30V170H31V172L33 171V174H31V172L29 171ZM41 168V169H40ZM72 168H73V170H72ZM90 168V167H89ZM103 168L101 169V170H99L98 172H96L95 171V173H93V174H96L95 175V177H97V178H99L98 176H100L101 178H102V174H99V175H97V173H100V172H103L104 170H103ZM134 168V169H133ZM2 169V170H1ZM6 169H9V170H6ZM10 169H12V170H10ZM17 169V171H13V170H16ZM23 169H28V171L30 172V174L32 175V176H30V174H29V176H30V178H29V176L28 175H26V173H27V171L25 170V172L23 171ZM34 169H36V171H35V174H36V172H37V170L39 171V173H38V175L36 176L35 174H34ZM49 169H50V171H49ZM109 169V168H108ZM117 169V170H116ZM126 169H128L127 171H128V173H126L127 171H126ZM154 169V168H153ZM156 169V168H155ZM3 170H4V172H3ZM43 170H45V172H43ZM88 170V169H87ZM90 170V169H89ZM103 170V171H102ZM22 171V172H21ZM42 173H41V172ZM49 171V172H48ZM54 172L55 171H57V170H53ZM52 171V172H53ZM59 171H62V170H59ZM75 171H73L71 174H69V178H68V180H67V176H65V180L64 181H67V182H63L62 181V183H64L65 184V186L64 185H61L60 183H59V185H61V186H63V187H65L66 188V190L65 191H67V194H65L64 192V194L62 193L60 196H63V198H65V197H67L68 196V194H69V192L72 194V196L74 195L73 193H75V191H77L76 189L78 188V186H80V185H78L79 184V182L81 181V183L82 184H86L87 186H89L88 185V183H90L89 181H88V183H86L87 181L86 180H88V179H86L88 176L86 175L87 174V172H85V175L86 176H84V178L86 179H84L83 177H79L80 179L81 178H83L85 181L84 182H82L83 181V179H81L80 181H79V179H77V177L78 176H80L81 174H79L80 172H81V169H79V173H77L78 174V176H77V174L75 173ZM91 171H92V168H91ZM91 171H89V172H91ZM93 171V172H94ZM105 171H106V173H105V176L108 174L109 175V173L111 172V171H109V170H107V168L105 169ZM104 171V172H105ZM109 171V172H108ZM119 171V172H118ZM126 171V172H125ZM8 172V173H7ZM47 172V173H46ZM51 172V173H52ZM108 172V173H107ZM4 173V174H3ZM25 174V177L26 178H28V179H31V177H36L37 179H39V181L38 180H36V178H35V180H34V177H33V179H31V180H33L34 181V183L35 182H40V180H42L41 182H42V184L43 185H40L41 184V182L40 183H38V186L39 187H37V186H35V184H33V181H32V186L33 187H31V180H26V182H25V180L24 181H21V180H23V179H26V178H24V175H21V177L23 178H20V176L19 175H15V174ZM47 175H46V174ZM117 173V174H116ZM11 174V175H10ZM41 174V175H40ZM45 174V175H44ZM49 174V175H48ZM53 174V173H52ZM66 174L68 175V173L66 172ZM73 174H75L77 177H74V179L76 178L77 179V181H79V182H77V187L76 186H74L75 184V182L73 181H71L72 179H73V176H75V175H73ZM89 174V173H88ZM92 174V173H91ZM90 174V175H91ZM104 174V173H103ZM113 174H114V176H113ZM143 174V173H142ZM7 175V176H6ZM11 176L10 177V179H9V176ZM15 175V176H14ZM84 174H82V176H83ZM107 175V177H109ZM12 176H14V178H16V179H18V181L17 180H15V179H13V177ZM42 176V177H41ZM55 176V175H54ZM94 176V175H93ZM93 176H90V177H93ZM104 176V175H103ZM104 176V177H105ZM5 177H7L8 178V182L10 181V180H14L13 181V184H14V182H15V184L16 185H13L12 184V182L10 183H8V184H12L11 186H10V188H14V189H16L15 191H16V193L18 192V194H16L17 195V199H16V195H13V189H11L12 190V192H11V190H7L8 188H9V186H7L5 189H4V185L6 186V185H8V184H6V179L4 180V178ZM20 179H19V178ZM41 177V178H40ZM71 177V178H70ZM104 177H103V179L102 180H100L99 181V179H98V182H100L99 184L100 185H98L97 183V185H98V189H99V186H104V188L106 187L104 184L102 185V182L101 181H104ZM107 177H105L106 178V180H107ZM43 178H45L44 180H43ZM56 178V179H55ZM97 178H95L96 180H97ZM110 177L108 178V181L107 182H109V181H113L112 179H115V178H112L111 179ZM121 178V179H120ZM46 179H48V180H46ZM70 179V180H69ZM89 179H91V178H89ZM109 179H111V180H109ZM54 180V181H58V182H55L54 183V181L52 182V181ZM92 180H94V178H92ZM5 182L4 184H3V182ZM47 181V182H46ZM72 182V184H74L72 187H71V190L72 189H74V188H76L75 190H74V192L73 191H70V189L69 188H67V186L68 187H70V185H71V182ZM21 183V182H23L22 183V185H20L22 188H24V192H22V188L20 187L19 189H17L18 188V184L17 183ZM28 182V183H27ZM97 182V181H96ZM115 181H113V183H114ZM121 182H118V183H121ZM26 183V184H25ZM30 183V184H29ZM52 183V184H51ZM56 184L55 186H54V184ZM67 183H69V184H67ZM93 183V182H92ZM92 183H90V184H92ZM105 183V182H104ZM110 183V182H109ZM113 183H110L111 185L110 186H112V184ZM51 184V185H50ZM84 184V185H85ZM94 184H95V182H94ZM94 184H93V186L92 187H94V188H96L97 187V185H96V187L94 186ZM114 184H116V183H114ZM113 184V185H114ZM146 184V183H145ZM45 185H46V187H45ZM50 185V186H49ZM84 185H81V186H84ZM85 185V186H86ZM108 185V184H107ZM146 185H148V184H146ZM17 186V187H16ZM29 186L31 187V189H38V190H35L34 192L35 193H31V189H29ZM86 186V187H87ZM90 186V187H91ZM36 187V188H35ZM41 187V188H40ZM44 187V188H43ZM54 187H55V189H54ZM74 187V188H73ZM91 187V189L88 187V189L89 190H91L90 192H89V190L88 189H86V190H88L87 192L88 193H90V194H88V193H86V194H88V195H90L89 196V198L90 197H92V199L93 198H99L100 197V195H98V189H97V191H96V189L95 190H93V188ZM109 187V186H108ZM107 187V189L109 190V188ZM117 187V188H116ZM9 188V189H10ZM39 188H40V190L42 189V190H44L43 191V194L44 193H46L45 195L46 196H44L43 195V197H42V190L40 191L39 190ZM49 188V189H48ZM80 188V187H79ZM78 188V189H79ZM22 189V190H21ZM33 189V190H34ZM69 191H68V190ZM82 189V188H81ZM81 189H79V191H77V192H80V190ZM120 189H122V190H120ZM4 190V191H3ZM29 190V192H27ZM105 190H106V188H105ZM107 190V191H108ZM8 191V192H7ZM37 191V192H36ZM46 191H48V192H46ZM93 191H94V194H95V196H97V197H94V194H93ZM96 191V192H95ZM118 191V192H119ZM21 192L23 193L22 194V196H21ZM39 192V193H38ZM40 192H41V194H40ZM51 192V193H50ZM9 193H11V195L9 194ZM110 193V192H109ZM124 193H125V190H124V192H122V193H118L117 194V196H120V198H122L123 197V195H124ZM8 194V195H7ZM15 194V193H14ZM25 194V195H24ZM39 195V196H36V195ZM86 194H84L83 196L85 197V195ZM97 194V195H96ZM111 194V193H110ZM121 194V195H120ZM31 195H32V197H31ZM58 195V196H59ZM65 195V196H64ZM76 195V197L77 196H79V194H75ZM112 195V194H111ZM8 196V197H7ZM10 196V197H9ZM33 196L35 197V199L33 198ZM70 196V195H69ZM67 197V199H69V200H72V198H74V197ZM122 196V197H121ZM12 197V198H11ZM37 197H39V199L37 198ZM88 197V196H87ZM86 197V198H87ZM15 198V199H14ZM24 198L26 199V201L24 200ZM37 198V199H36ZM52 199H53V201L55 200V197H51ZM51 198H49L50 199V202H51ZM58 197H56V199H57ZM62 198V197H61ZM60 198V199H61ZM85 198V199H86ZM119 198V197H118ZM23 199V200H22ZM31 199V200H30ZM59 199V198H58ZM66 199V198H65ZM88 199V198H87ZM91 199V198H90ZM15 200V201H14ZM17 200V201H16ZM29 200V201H28ZM34 200H36L37 202H39V204L42 202H45V203H43V204H45L46 206L44 207V205L43 204H41L40 206H39V208H36V206H34V208L32 207V203H33V201ZM21 201V202H20ZM41 201V202H40ZM5 202H6V204H5ZM23 202H25L27 205H25V206H21V203H23ZM29 202H31L30 204L31 205H29ZM4 204H5V206H4ZM8 205H10L11 207H9ZM17 205V206H16ZM9 208H11V209H9ZM29 206H31L30 208H29ZM21 207H23V209L21 208ZM45 208L44 209V211L45 212H43L41 209L42 208ZM5 208V209H4ZM20 209V210H19ZM29 209V210H28ZM31 209H32V211H34L35 212V214L32 216V214L34 213V212H32L31 211ZM34 209V210H33ZM26 212H25V211ZM42 211V214L41 213H38V216H40L39 214H41V216L40 217H38L37 215H36V211ZM48 210V209H47ZM17 211H19V212H17ZM22 211V212H21ZM29 211V212H28ZM31 211V212H30ZM49 211V210H48ZM25 212V213H24ZM6 213V214H5ZM9 214V215H8ZM21 214V215H20ZM26 214V215H25ZM29 214L31 215L30 217H28L29 216ZM45 214H47V216H51L52 218H51V220H49L50 222L48 223L47 221V219H50L49 217H46V215ZM8 215V216H7ZM17 215V217H19L20 218V216H22V215H24V216H22L20 219H16V216ZM28 215V216H27ZM56 214H54V216H55ZM56 215V216H57ZM11 216H13V217H11ZM26 216V217H25ZM5 217V218H4ZM10 217V218H9ZM27 217L29 218V219H27ZM32 217V218H31ZM33 217H34V224H33ZM43 217V218H42ZM44 217H45V219L47 220H45L44 219ZM25 218V219H24ZM31 218V219H30ZM12 219H14V220H12ZM36 219H39V220H37V221H35ZM8 221V223H7V221ZM16 220H20L19 222L18 221H16ZM22 220H24V223L22 224ZM41 220V221H40ZM32 221V222H31ZM38 222V224H36ZM40 222H41V224H40ZM43 222V223H42ZM46 222H47V225H46ZM3 223V224H2ZM5 223V224H4ZM10 223H12L13 225L11 226V224ZM15 223H17V225L15 224ZM44 223H45V226H44ZM10 224V225H9ZM27 224L30 226L31 224V227H29V226H27ZM42 224H43V227H45V228H42ZM14 225H16V226H14ZM19 225V226H18ZM40 225V226H39ZM2 226H3V228H2ZM20 226H21V228H20ZM46 226H47V228H46ZM22 227H24V228H22ZM28 227H29V230H27L28 229ZM32 227H33V230H32ZM34 227H37V228H34ZM42 228V229H40V228ZM5 228V229H4ZM10 228V229H9ZM11 228H12V230H11ZM20 230V232L18 231V229ZM51 228V229H50ZM1 229H4V230H1ZM14 229V230H13ZM24 229V230H23ZM34 229H36V231H37V229H38V231H39V229H40V232H38L37 231V234H36V236H34L33 234H32V232L34 231ZM44 229V230H43ZM48 229V230H47ZM6 230V231H5ZM12 231V233H11V231ZM16 230L19 232V235L16 233ZM21 230L23 231V232H25V236H27V234H28V240H29V236H31L30 237V239L31 240H29L28 241V243L29 242H32V243H29V245L31 244V246H29L28 244H26L27 242H25V241H27V239H25L24 238V236H22V234H24V233H21ZM31 230H32V232H31ZM49 231V232H47V231ZM50 230H51V234H49L50 233ZM60 230V227H59V229H58V231ZM1 231H2V233H4V232H6V233H4V234H2L1 233ZM26 231L28 232V233H26ZM46 231V232H45ZM54 231V232H53ZM10 232V233H9ZM31 232V233H30ZM43 232V233H42ZM55 232H56V234H55ZM8 233V234H7ZM14 233V234H13ZM33 233H35V231L33 232ZM39 233V234H38ZM7 234V235H6ZM18 235V236H15V238H14V236H12V235ZM21 234V235H20ZM40 234L41 235H43V236H40ZM52 234H54V236L52 235ZM8 235H9V237H8ZM11 235V236H10ZM32 235H33V237H32ZM38 235V236H37ZM51 235L53 236V237H51ZM57 235V236H56ZM1 236L3 237V238H5L4 236H6V238H9L10 240H9V245H7V246H9V247H7L6 246V243L8 244V241L6 242V240L7 239H5V243L3 242V240H2V238H1ZM48 236H50V237H48ZM20 239H18V238ZM22 239H21V238ZM39 238L40 239V241L38 240V242H37V240H36V242H37V245H35L34 244V246H35V248H33V243L35 242V240H32V238L34 239V238ZM41 237V238H40ZM45 237V238H44ZM46 237H48V238H53V240L52 239H49V241H47L48 239L46 238ZM12 238V239H11ZM14 238V239H13ZM17 238V239H16ZM24 238V239H23ZM35 238V239H36ZM15 239L17 240V242H21L22 241V245L20 244V246L21 247H18L19 249H17L19 252H20V254H19V252L16 250V252L17 253H14L15 252V250H14V252H13V250L11 251V248H12V246L13 247H16L15 246V244H16V241H15ZM41 239L42 240H44L43 241V243H42V241H41ZM45 239H46V241L48 242V243H46L45 242ZM12 240L13 241H15V242H12ZM51 240V241H50ZM11 241V242H10ZM54 241V242H53ZM35 242V243H36ZM39 242H40V244H39ZM45 242V243H44ZM50 242V243H49ZM13 243V244H12ZM41 243H42V245H41ZM10 244H12V245H10ZM38 244H39V248L40 249H37V247H38ZM45 244V246H43ZM51 244V245H50ZM54 244V245H53ZM26 245H28V246H26ZM22 246H23V248L24 249H22ZM45 249V248H47V249H45V251H47V252H45L44 251V249L42 248V247ZM47 246V247H46ZM49 246H51V247H53V248H51V249H49L50 247ZM8 249H7V248ZM11 247V248H10ZM5 248L8 250V252L9 253H14L12 256H11V254H9L8 252H7V250H5ZM15 249V248H14ZM27 249H26V252H27ZM31 249V248H30ZM35 250H37L36 252H35ZM39 250H41V253L42 254H44V257H43V255H41V254H39ZM54 251L53 253H52V251ZM29 251H28V253H29ZM4 252V253H3ZM5 252H6V254L8 255H10V256H7V258H6V254H5ZM34 252L36 253V254H34ZM44 252V253H43ZM49 252V253H48ZM24 253V254H23ZM28 253H26V254H28ZM29 253V254H30ZM50 253H52L51 255H50ZM19 256H18V255ZM48 254V255H47ZM52 255L54 256V257H52ZM4 256V257H3ZM39 256H38V258H39ZM46 256H48L47 258H48V260H46L47 258H46ZM2 257V258H1ZM9 258H10V260H9ZM52 258V260H50ZM14 259V258H13ZM20 259L21 258H19V261H20ZM29 259V260H28ZM53 259H55V260H53ZM5 260V262H3ZM15 260H16V262L14 261V260H12L13 262H12V264L14 263V264H16L18 261H17V258H15ZM22 260H23V257H22ZM25 260H26V258H25ZM45 260H46V263H45ZM50 260V262H47V261H49ZM8 261H10V262H8ZM31 261H35V260H31ZM60 261V262H59ZM21 262H23V261H20V264H25V263H21ZM26 262V261H25ZM19 263V262H18ZM31 263V262H30ZM32 264H34V263H32ZM67 264H71V262H67Z\"/></svg>",
    "mask_w": 264,
    "mask_h": 264
}]
</instances>
